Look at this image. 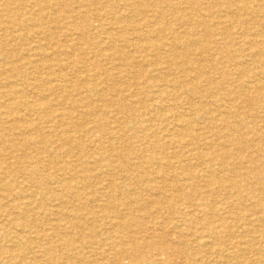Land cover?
<instances>
[{"label": "rangeland", "instance_id": "rangeland-1", "mask_svg": "<svg viewBox=\"0 0 264 264\" xmlns=\"http://www.w3.org/2000/svg\"><path fill=\"white\" fill-rule=\"evenodd\" d=\"M136 1L135 0H121V1L120 0H96V2H95V0H92V2H91V0H54L53 2L56 5L47 4V6L44 8L42 6L37 7L36 6V0H0V57L2 58V59L0 58V102H1L0 103V167H1L0 168V170H1L0 171V264H27V263L28 264H42L43 262L46 263V261L49 262V260H50V262L48 264H99V263L100 264H155V263L156 264L157 263H159V264H163V263L164 264H172V263L173 264H176V263L177 264H192V263L193 264H199V263L206 264V261H208L209 264H212V263L215 264V262L218 264H220V263L227 264L226 262L229 263L230 259H231V262L229 264H233V263H235V264L236 263L237 264H241V263L247 264L249 262H250V264H255V263L264 264V259H262V258H264V256L260 257L261 254L264 255V245H262V244H264V238H262V241L260 238V237H264V232H261V231H264V218L261 217L262 215H259L260 213L264 214V201H262V199H264V198H262V197H264V190H262V189H264V180H262L261 182L259 181L261 179H264V177H262V176H264V175H262V174H264V171H262V170H264V167H262V166H264V161H261V160H264V146H262V145H264V116H262V115H264V103H262V102H264V88H262V86H264V79H262V78H264V77L261 76V75H264V74H262V73H264V70H262V69L260 70V68H264V66H262V65H264V62H262V61H264V54H262V53H264V20H262V19H264V0H261V1L260 0H221V1L220 0H206V1L205 0H179V1L178 0H173V1L172 0H163V1L162 0H136ZM212 1H214V3ZM217 1H218V3H217ZM233 1H234V3H233ZM242 1H243V4H242ZM256 1L259 4H257ZM235 2H236V4H235ZM201 3H202V5H201ZM239 3H241V5H239ZM171 4L175 5V11L176 12H167L170 10L169 8H170ZM198 4H200V5H198ZM214 4H215V6H214ZM247 4L252 6V9H253V10H251L252 13L246 12L244 9H242V5H247ZM127 5H128V7H127ZM258 5H260V6H258ZM139 6H141V7H139ZM178 8H179V10H178ZM206 8H207V10H206ZM217 8H219V11ZM234 8L236 9V11H234L235 10ZM146 9H147L148 13L145 12ZM132 10H133V12H132ZM158 10L159 11L160 10L165 11V15H164L165 17H163L164 23L162 22L163 27L155 25V23H157V19H159V15H160L157 13ZM189 10L191 11V13ZM150 11H152V12H150ZM225 11H226V13H225ZM220 12H223V13H220ZM240 12H242L243 14H241ZM217 13H220L221 15L217 14ZM196 14H198V15H196ZM203 14H205V15L207 14V15L205 16ZM230 14L232 15V17L230 16ZM234 14H236V15H234ZM253 14H254V16H253ZM213 15L215 16V18ZM115 16H116V18H115ZM128 16L129 17L131 16V18L128 19L127 18ZM156 16H158V17H156ZM192 16H193V18H192ZM212 16H213V18H212ZM208 17H210V18H208ZM145 18H147V19H145ZM185 18H186V21L184 20ZM255 18H256V20H255ZM131 19H132V21H130ZM152 19L156 22L153 23L154 21H152ZM208 19H209L210 23H208L209 21L206 22ZM229 19L232 21H230ZM196 20H198V21H196ZM248 20H249V22L250 21L251 22L249 23ZM12 22H16L17 25L13 26ZM123 22H124V25H123ZM131 22H132V24H131ZM165 22H167V23H165ZM197 22H199L201 25H198ZM111 23H113V25ZM144 23H146V25L147 24H149V25L146 26ZM216 23L219 24L218 27H217ZM248 23H249V25H248ZM179 24H180V26H179ZM118 25H119V27H118ZM152 26L153 27L156 26L154 28L156 31H154V29L151 28ZM171 26L174 27L176 30L174 28H171ZM139 27H141L142 30H140L141 28H139ZM160 27H161V29H160ZM128 28H129V30H128ZM143 28L144 29L148 28V30L146 29L147 34L145 32L146 30L144 31ZM163 28H165V29H163ZM113 29H115V30H113ZM213 29H215V30H213ZM243 29L246 30V32ZM248 29H249V31H248ZM44 30L46 31V33L43 32ZM95 30L98 32H96ZM111 30H113V31H111ZM105 31H106V33H104ZM115 31H117V32L120 31L121 33L118 32L119 33L118 34ZM148 31L150 32V35H149ZM170 31H171V33H170ZM192 31H194V32L192 33ZM204 31H206L207 34L210 35V38L203 35ZM211 31H212V33H211ZM100 32H101V34H99ZM141 32H142L143 37L141 35ZM159 32H161V33H159ZM182 32H184V33H182ZM215 33H217L218 36ZM256 33L257 34L260 33L262 35L257 36ZM177 34H178V36H176ZM184 34H186V35H184ZM145 35H147V36H145ZM152 35H154L155 37L154 36L152 37ZM189 35H191V36H189ZM166 36H167V38H166ZM180 36L181 37L183 36V38H181ZM92 37H93V39H92ZM190 37L192 38L194 43L192 42ZM252 37H253V39H252ZM99 38L101 39L100 41H98ZM180 38H181V40H179ZM201 38L202 39L204 38V39L202 40ZM115 39L116 40L118 39V41H116ZM147 39L150 40L151 43ZM183 39H186V40L183 41ZM154 40H155V42H154ZM245 40L248 42L246 43ZM83 41L85 44L83 43ZM103 41H105V42H103ZM106 41L108 44H106ZM174 41H176V42H174ZM243 41H244V44H243ZM249 41H251V43ZM134 42H135V44H134ZM224 42H225V45L227 44L226 46H224ZM229 42H230V44H228ZM123 43L125 44V46ZM152 43L155 45H153ZM249 43H250V46H249ZM105 44H106V46H104ZM114 44H116V45L114 46ZM132 44H134V46ZM160 44H161V48H160ZM179 44H180V46H179ZM193 44H194V46H193ZM210 44H211V46L213 45V47H211ZM233 44L234 45L236 44V46H234ZM146 45L151 47V48L148 47L149 48L148 49ZM190 45H191V47H190ZM165 46H166V49H165ZM208 46H209V48H207ZM256 46H258V47H256ZM123 47H124V49H123ZM142 47L143 48L145 47V49L144 50L141 49ZM241 47H243V48H241ZM116 48H118L119 50ZM153 48L155 50H153ZM98 49H99L100 53L98 52ZM189 49H191L192 51ZM200 49H202V50H200ZM221 49L223 50V52ZM240 49H242V50L244 49V50L241 51ZM124 50H126V51L124 52ZM142 50H143V53L141 52ZM170 50H171V53H170ZM173 50H174V52H173ZM165 51H167V52H165ZM250 51L252 52V54ZM83 52H84V54H83ZM111 52H112V54H111ZM133 52H135V53H133ZM154 52L156 53V55ZM199 52L200 53L202 52V54H199ZM124 53H126V54L124 55ZM210 53H212V54L210 55ZM107 54H108V56H107ZM231 54L234 56H232ZM249 54L251 56H249ZM157 55H159V56H157ZM165 55H166V57H165ZM175 55H177L178 58H175V60H173ZM228 55H229V57H228ZM259 55H260V57H259ZM150 56H151V58H150ZM111 57H112V59H111ZM256 57H257V59H256ZM180 58L182 60L184 59L182 64H181L182 61ZM227 58H230V59H228V61H227ZM251 58H253V59L251 60ZM103 59H105V60H103ZM169 59H172V61H169ZM66 61L68 64L66 63ZM132 61H134V62H132ZM252 61H254V62H252ZM232 62H234V63H232ZM236 62L238 63L239 66L236 65L237 64ZM257 62H261V63L258 64ZM96 63H97V65H96ZM104 63H105V65H104ZM154 63H155V65H154ZM214 63H215V65H214ZM250 63H251V65H250ZM91 64H92V66H91ZM106 66H108V67H106ZM163 66H164V68H163ZM183 66H185V67H183ZM254 66H255V68H253ZM28 67H29V69H27ZM35 67H37V68H35ZM43 67H44V69H43ZM102 68H103V71H102ZM214 68L216 70H214ZM98 69H100L101 71H99ZM238 69H240V71ZM251 69H253V70L251 71ZM28 70H29V73H28ZM204 70H205V72H204ZM241 70L242 71L246 70V71L242 72ZM42 71H43V73H42ZM94 71H96V72H94ZM142 71H143V75H142ZM174 71H176V74ZM197 72H198V74H197ZM216 72L219 74L218 76L216 75ZM260 72H261V74H260ZM94 73H95V75H94ZM97 73H98V75H97ZM44 74H45V76H44ZM62 74H63L64 78L62 77ZM229 74H230V76H229ZM257 74H259V75H257ZM100 75H101L102 79L100 78ZM116 75H117V77H116ZM135 75H136V77H135ZM157 75H158V77H157ZM17 76H19V77H17ZM27 76H29V77H27ZM109 76H111V77H109ZM120 76H122V77H120ZM188 76H189V78H188ZM194 76H196V78ZM123 77H125V78H123ZM204 77H205V79H204ZM211 77L213 78V80ZM112 78H113V81H112ZM138 78H140V79H138ZM152 78L154 81L152 80ZM244 78H246V79H244ZM25 79H26V81H25ZM55 79H56V81H55ZM104 79H106V81ZM92 80L94 82H92ZM109 80H110V82H109ZM158 80H159V83H158ZM247 80H249V81H247ZM20 82H22V83H20ZM32 83H33V85H32ZM89 83L91 85H93V84L94 85L91 86ZM200 84H201V86H200ZM73 85H74V87H73ZM102 85L104 86V88ZM212 85H213V87H212ZM258 85H261V87ZM107 86H109L110 88H108ZM218 86H219V88H218ZM245 86H246V88H248V90L245 88ZM256 86H258L259 88ZM105 87H107V89H105ZM143 87L147 88V89H143ZM155 87L158 89V91L156 90V92L154 90ZM160 87H161V89H160ZM34 88H36V89H34ZM257 88H258V90H257ZM77 89L80 90V92ZM152 89L154 92L152 91ZM188 89H190V90H188ZM88 90H89V92H88ZM75 91H76V93H75ZM77 91L79 93H77ZM180 91H181V93L182 92L183 93L180 94ZM188 91H189V93H188ZM211 91H213L212 94H211ZM215 91L217 94H215ZM239 91H240V93H239ZM254 91L256 93H254ZM19 92H21V93H19ZM168 92H169V95L171 97L168 95ZM171 92L173 95L171 94ZM207 92L209 94V97H207L208 96ZM24 93H25V95H24ZM97 93L98 94L100 93V94L98 95ZM78 94H79V97L81 99L83 98L82 100L78 98ZM118 94H120V95H118ZM227 94H228V96H227ZM213 95H215L216 97ZM86 96H87V98H85ZM103 96H104L105 100L103 99ZM105 96L107 99L105 98ZM196 96H197V98H196ZM224 96H227V98H225ZM233 96H234V98H233ZM161 97H166V98H161ZM182 97L187 102H185ZM57 98H59L60 100L59 99L57 100ZM75 98H77L78 101ZM132 98H133V100H131ZM174 98H175V100H174ZM218 99H220V101ZM230 99H231V101H230ZM232 99L234 101H236L237 103H239L240 105H238ZM242 99H243V102H242ZM123 100H125V101H123ZM225 100L227 103L225 102ZM254 100H255V102H254ZM257 100H260V101L258 102ZM60 101H61V103H60ZM81 101H83V102H81ZM148 101H149V103L150 102L151 103L149 104ZM180 101H181V105L179 103ZM216 101L218 104L216 103ZM66 102H68V103H66ZM156 102H157V104L159 103V105H157ZM184 102L186 104H189L188 102H190V104L192 106L190 104L185 105ZM131 103L134 106H132ZM247 103H249V105L251 107L247 108L248 107ZM56 104H57V106H56ZM94 104H96V105H94ZM124 104H126V105H124ZM253 104H254V106H253ZM53 105H55L56 107ZM129 105H131V106L128 107ZM237 105H238V108H237ZM96 106L98 108L99 107L100 108L97 109ZM162 106L163 107L165 106V107L163 108ZM243 106H244V109H243ZM255 106H257V107H255ZM73 107H74V109H73ZM131 107H132V110H130ZM167 107H168V109H167ZM171 107H173V108H171ZM183 107L185 110L183 109ZM214 107H215L216 111H215ZM152 108H153V110H152ZM255 108H256V110H255ZM39 109L41 111H39ZM81 109H82V112H81ZM123 109H124L125 113H123ZM134 109H136V111ZM196 109H198L197 110L198 112L196 111ZM224 109L228 110L229 112L224 110ZM88 110H89V113H88ZM130 111L132 113H130ZM169 111H171V112H169ZM189 111L192 113L191 114L192 117L189 115V113H190ZM253 111H254V113H253ZM256 111L259 113H257ZM91 112L94 115H92ZM174 112L176 115L174 114ZM193 112H195V113L193 114ZM118 113H119V115H118ZM199 113H200V115H199ZM228 113L231 116L228 115ZM75 114H76V116H75ZM82 114H84V115L82 116ZM129 114L131 116H129ZM181 114H182V116L184 115L183 119L181 117ZM212 114H214V116ZM89 115H91V116H89ZM113 115L117 116L118 119H117V117H115ZM171 115L172 116L175 115L177 118H175L174 116L171 117ZM197 115L199 116V118ZM247 115H248V117H247ZM251 115L253 116V118ZM58 116L61 119L60 118L58 119ZM80 116H82V117H80ZM138 116H140V117H138ZM162 116H163V118H161ZM227 116H230V117L227 118ZM242 116H243V120H242ZM56 117L58 120L57 119L55 120ZM157 117H159V118H157ZM178 117H181V118L178 119ZM186 117H189V118H186ZM209 117H210V119H209ZM73 118H75V119H73ZM141 118H142V123H141ZM171 118L174 120V123H173ZM200 118H202L203 120L202 119L199 120ZM204 118H206V119H204ZM250 119H254V120H250ZM105 120H107V122ZM159 120H161V121H159ZM179 120L183 121V123L180 122ZM208 120H210V121H208ZM245 120H246L247 124H246ZM60 121H62V122H60ZM110 121H111V123H110ZM115 121L117 123H119L117 126H116L117 123ZM189 121L190 122L193 121V122L189 123ZM226 121L227 122L229 121L228 123L230 125L232 124L231 125L232 128H230L229 124L227 125ZM232 121H233V123H232ZM159 122L162 124L159 125ZM164 122L166 125L163 124ZM197 122L199 124H201V126L198 125ZM207 122H209V123H207ZM137 123H140V124H137ZM217 123H219V124H217ZM240 123L241 124L243 123L242 124L243 127L241 126ZM259 123L261 124L262 127L260 126ZM45 124H47V125H45ZM142 124H144L146 126V128L143 127ZM183 124H187L186 126H188V127L183 126ZM189 124H191L190 127H189ZM193 124H195V125H193ZM208 124H210V126ZM221 124H222V126H221ZM137 125H140V127ZM141 125H142V127H141ZM155 125H156V127H155ZM197 125L199 128L196 127ZM225 126H227V127H225ZM193 127L195 128L194 131H196L197 133H195L193 131V129H194ZM210 127H212L211 128L212 130L210 129ZM224 127H225L226 131H225ZM149 128H150V130H149ZM185 128L186 129L188 128L187 129L188 131L187 130L185 131ZM217 128H219L220 134H219V132H217V130H218ZM236 128H238V130L240 128L241 130L237 131ZM167 129H169V130H167ZM197 129H199V130H197ZM207 129H208V131H207ZM220 129L222 130V132ZM230 129L233 131V134L230 133V132H232ZM260 129H262L261 130L262 132L260 131ZM143 130L145 133L143 132ZM179 130L183 134H181ZM246 130H249L248 132H252L253 134L248 133ZM177 131H179V132H177ZM182 131H184V132H182ZM199 131H201V132H199ZM205 131H207V133H209V134H207ZM129 132L131 134H129ZM176 132L178 134H180V136ZM246 132H247V135H246ZM234 133H236V134H234ZM254 133H255V135H254ZM161 134H162V136H161ZM167 134H169V135H167ZM173 134H175V138L173 137L174 136ZM196 134H198V135H196ZM155 135H156V137H155ZM239 135H241V138ZM138 136H139V138H137ZM181 136L182 137L185 136V137L182 138ZM194 136L201 137V139L196 138ZM219 136H221V137H219ZM232 136L233 137L238 136V137L233 138ZM127 137H129L128 140H127ZM154 137L157 138L156 141H155ZM161 137H163V138H161ZM217 137H218V140H217ZM252 137H254V138H252ZM258 137H260V138H258ZM10 138H12V139H10ZM146 138H149V139H146ZM213 138L216 139V143H215V139H213ZM261 138H262V140H261ZM189 139H191V140H189ZM224 139L227 141V143ZM235 139L243 145H241L237 141H234ZM250 139H252V140H250ZM147 140L148 141L150 140V141L147 142ZM180 140L183 142H181ZM204 140H206V142ZM139 141H141V142H139ZM152 141H154V142H152ZM174 141H176L177 143ZM188 141L191 142L190 146H188L189 145ZM143 142H144V144H143ZM150 142H152V143H150ZM192 142H193L194 146L192 145ZM201 142H202V144H201ZM203 142H205V144ZM219 142H220V144L221 143L222 144L219 145L218 144ZM114 143H116V144H114ZM121 143H123V145H121ZM153 143L154 144L156 143L155 146ZM186 143H188V144H186ZM198 143H200V144H198ZM168 144H170V145L173 144V145H171L172 147L170 148V145H168ZM223 144H225V147ZM27 145H28V147H27ZM199 145L201 147H199ZM128 146L130 148H128ZM185 146L187 147V149ZM208 146H210V147L208 148ZM214 146H215V148H214ZM230 146H231V148H230ZM117 147H119V148H117ZM155 147L158 148L157 151L155 150L156 149ZM179 147L180 148L182 147V148L180 149ZM217 147H219L221 150H219V148H217ZM234 147H235V149H233ZM7 148H9V150ZM191 148L192 149L194 148L195 150L194 149L192 150ZM124 149H125V151H124ZM159 149H161L162 151ZM196 149H198V152ZM214 149L217 151L219 150V152H216ZM227 149H229V151ZM248 149H249V152L247 151ZM129 150L131 153L129 152ZM191 150H192V152L196 151V152H193L194 155H192L193 153L190 152ZM148 152H149V154H148ZM156 152H158V153H156ZM242 152H244V154L246 153L248 155H244ZM1 153H3V154H1ZM95 153H97V155ZM118 153H120V154H118ZM134 153L136 155H134ZM172 153H174V155H172L170 157L169 154H172ZM196 153L198 154L199 157L201 156L200 155L201 153H202V157L203 156H205V157L199 158L196 155ZM84 154H85V156H84ZM145 154L147 155V157ZM178 154H181L183 156H180ZM230 154H231V156H233L232 158H231ZM1 155H2V157H1ZM78 155H79V157H78ZM111 155H113L115 158ZM189 155H190V157H189ZM80 156H82V158H80ZM105 156H107L108 158H106ZM137 156H138V158H137ZM156 156L158 158H160L159 162H161V163H159V162L156 163L158 161V160H156V159H158ZM161 156L162 157L164 156L165 159L162 158ZM192 156H194V157L191 158ZM225 156L227 158H225ZM246 156H248V159H246ZM252 156H254V157H252ZM260 156H262V157H260ZM121 157H122V159H121ZM174 158L176 160H175V162L174 161L172 162L171 159L174 160ZM183 158L186 160V162ZM205 158L208 160H206ZM218 158H220V159H218ZM233 158H234V160H233ZM241 158L243 159V161ZM162 159H164L163 161H165V162H163ZM211 159H212V161H211ZM222 159H225V160H222ZM238 159H240V160H238ZM132 160H134V161H132ZM197 160H199V161H197ZM204 160L208 163L204 162ZM209 160H210V162H209ZM147 161L149 163H151L152 168H150V165ZM166 161L168 163L167 165H166ZM194 161H195V163H193ZM223 161H224V163H223ZM230 161L231 162L233 161L234 163L235 162L236 163L234 164L233 162L231 163ZM178 162H179V164H178ZM201 162H203V163L201 164ZM256 162H258V163H256ZM124 163H126V164H124ZM128 163H129L131 168L129 167ZM133 163H134V165H133ZM146 163L149 165V167ZM163 163L165 164L164 165L165 167L163 166L164 168H166V166L168 167V169L170 167L172 168V169L171 168L169 169L170 174H168L167 168L164 169L162 166L160 167V165H162ZM199 163L201 165H199ZM207 164L208 165L210 164L209 167H212V168H209L207 166ZM258 164L260 166H257ZM86 165H87V167H86ZM103 165H105V166H103ZM187 165H188V167H187ZM75 166L79 170H77V168ZM133 166H134V169H133ZM196 166H198V167H196ZM253 166L255 168H253ZM85 167H86V169H85ZM111 167H112V169H111ZM120 167H121V169H120ZM182 167L184 169L186 167L187 168H186V170L182 171L183 170ZM194 167H196V168L194 169ZM241 167H243V168H241ZM258 167H260V168H258ZM107 168L109 169V171ZM136 168H139V169L137 170ZM147 168L153 169V171L151 170V172H150V170ZM154 168H155V171H154ZM161 168H163V169H161ZM189 168H190V171L188 170ZM230 168L232 170H230ZM239 168H240V170H239ZM32 169H34V170H32ZM103 169H104V171H103ZM146 169L148 172L146 171ZM176 169H178V170H176ZM218 169L220 171H223L222 174H220L221 172ZM222 169H224V170L226 169V170L224 171ZM241 169L242 170L245 169V171L244 170L242 171ZM246 169L249 172H246L247 171ZM118 170L119 171L121 170L120 172H122V170H123V172L120 173ZM252 170H255V171H252ZM80 171H82V172H80ZM198 171H199V173H198ZM259 171H261V172L259 173ZM37 172H39V173H37ZM105 172L107 175L105 174ZM132 172H133V175H132ZM144 172L146 173L145 176L143 174ZM188 172H190V173H188ZM192 172H195V173H192ZM204 172H205V174H204ZM33 173H35V174H33ZM98 173L99 174L101 173V175H99ZM112 173H114V176ZM148 173L150 175H148ZM212 173H213V175H212ZM216 173L219 175H217ZM239 173L242 174V176ZM251 173L254 175H251ZM110 174H112V175H110ZM184 174H186V176ZM189 174L190 175L193 174V175L189 176ZM229 174L230 175L234 174V175L232 177V175L230 176ZM243 174H245L246 178L243 176ZM260 174H261V176H260ZM79 175H81V176H79ZM92 175H93V177H92ZM115 175L117 177L116 180H115ZM135 175H137V176H135ZM173 175H175V176H173ZM182 175H183V177H182ZM215 175H216V177H214ZM65 176L67 178L68 177L69 178L67 179ZM199 176L201 177L202 180L199 178ZM204 176H205V178H203ZM217 176L222 181L215 179V178H217ZM219 176H221V177H219ZM247 176H249V177L247 178ZM251 176H252V178H251ZM254 176L256 177V180H258V181L252 180V179H254ZM11 177H12V179H11ZM73 177H75V178H73ZM91 177L93 179H91ZM113 177H114V179H113ZM126 177L128 180L129 179L130 180L128 181L126 179ZM188 177H191L192 182L195 180H196V182L190 183L191 179H189ZM227 177L229 179L233 178L232 179L233 181L232 180L229 181V179ZM120 178H121V180H120ZM51 179H53V180H51ZM109 179H111V181H109ZM140 179H141V183H140ZM158 179L160 181L156 182V181H158ZM161 179H163L165 181L170 180V182H168V181L166 182V184L168 186L165 184V182H162L163 180H161ZM171 179H172L173 183L171 182ZM176 179H178V180L175 181ZM5 180H6L7 184H6ZM34 180H35V182H34ZM91 180H92V182H91ZM203 180L204 181L206 180V181L204 182ZM225 180H228L227 182H228V184L229 183L230 184L228 185ZM142 181H144V182H142ZM187 181H188V183H186ZM201 181L204 182L205 184L210 181V183H213V184H209V183L207 185H205L203 183L200 184ZM239 181H240V183H239ZM36 182H37V184H36ZM39 182H41V183H39ZM78 182H79V184H78ZM95 182H97V183H95ZM146 182H148V183H146ZM153 182H155V183H153ZM181 182H182V184H181ZM243 182L247 183V185H249L248 187L250 189L247 187V185L245 183L243 184ZM24 183H25V185L27 184L26 187L23 186ZM34 183H35V185H34ZM108 183H109V186H108ZM119 183L120 184L123 183V184L120 185ZM161 183H162V185H161ZM217 183L220 185V188L218 187L219 185ZM81 184H83V185H81ZM91 184L94 186H92ZM185 184H186V186L188 185L189 187H186ZM238 184H239V186H238ZM119 185H120V187L121 186L122 187L118 188ZM157 185L159 188H160V186H162L161 187L162 190H161V188L157 189L158 188ZM172 185H174V187H175L173 191H172V189H173ZM250 185L252 187H250ZM169 186H172V188ZM179 186L180 187L182 186L183 188H180ZM192 186L193 187L195 186L196 189L193 188ZM204 186H207V187L203 188ZM213 186L216 189H214ZM228 186H229V188H230V186L231 187L233 186L234 189L229 190ZM245 186L248 188L249 191H251V190L253 191L254 195L257 196V199L259 201L256 200V196H254L252 192H248L244 188ZM7 187L9 188V190L7 189ZM99 187L100 188L102 187V188L100 189ZM129 187H130V189H129ZM131 187L134 188L135 190L138 189V191L135 192V190H134L133 191L134 194H133ZM201 187H202V189H201ZM225 187H227V188L224 189ZM81 188L83 190H81ZM94 188H95V190H94ZM122 188L125 190H122ZM155 188L157 190H161L162 192L155 190ZM190 188L195 189L196 192H194L193 189L190 190ZM198 188H200L201 190ZM212 188L214 189V191L212 190ZM237 188H238V190H237ZM243 188H244V192H242ZM30 189H32V190H30ZM113 189H114V192H113ZM118 189L120 190V192ZM176 189L177 190L179 189V192H178L179 194H177ZM186 189H187V191H186ZM127 190H128L129 194L127 193ZM140 190H141V193L139 192ZM199 190H200V192H199ZM207 190H209V192ZM224 190H226V192H224ZM90 191L92 193H90ZM96 191L98 192V194ZM153 191H155V192H153ZM183 191H184V193H183ZM191 191H193V192H191ZM197 191H198V193H197ZM239 191H240V193H239ZM256 191H257V193H256ZM50 192H52V194ZM104 192H106V195L109 192L110 194H108V195H110V197L109 196L107 197L104 194ZM121 192L123 194L124 193L125 194L123 195ZM150 192H152V193H150ZM166 192H168V193H166ZM171 192H173L175 195L173 193H172L173 194L172 195ZM231 192H233L234 195ZM143 193H146L145 196ZM163 193H164V197H163ZM200 193H202V194H200ZM237 193H239L240 198H239ZM244 193H246V195ZM191 194H193L195 197L192 195L193 198H190V197H192V196H189ZM203 194H204V196H203ZM206 194L208 195V197ZM212 194L216 195V197L213 196ZM42 195H43V197H41ZM117 195H118V198L120 197L119 199H117V197H116ZM140 195H142V196H140ZM156 195H158V197ZM165 195H167L168 199L166 198ZM176 195H179V196H176ZM180 195H182L181 198H180ZM221 195H222V199L220 198ZM247 195H248V197H247ZM252 195L254 196V200H253L254 202L250 200V199H252ZM20 196H22V197H20ZM125 196L131 197V198H127V197L125 198ZM159 196L161 198H159ZM184 196H185V198H184ZM200 196H201V199H200ZM234 196H236L237 199ZM111 197L113 199H111ZM172 197L174 198L173 200H172ZM175 197H177V198H175ZM204 197L208 198V199L210 198V199L205 200ZM223 197L225 198L226 202L224 201ZM25 198L28 199L29 201L26 200ZM96 198H98V199H96ZM152 198L155 202L152 200ZM183 198L185 201L188 200L189 205L186 202L187 203V206H186ZM238 198H239V200H238ZM241 198L243 199V201L245 200L246 202H248L250 204V206L248 203H245V201L244 202L241 201L242 200ZM17 199H19V200H17ZM37 199H38V201H37ZM181 199H182V201H180ZM199 199L201 200V202L199 201ZM247 199H249L250 201H248ZM124 200H125V202H124ZM146 200L148 202L150 201L149 202L150 204L147 203ZM190 200H191V202H189ZM194 200H197L196 203H194L195 202ZM234 200H236V202H234ZM23 201L24 202L26 201V202L24 203ZM55 201H57L59 203H57V202L55 203ZM68 201H70V202H68ZM93 201L96 204H94ZM171 201H172V205H171ZM174 201H176V202L178 201V202L176 203ZM205 201H206V203H205ZM257 201H258V203H257ZM111 202H113V203H111ZM134 202L136 203V206H135ZM153 202H154V204H152ZM160 202L161 203L164 202L166 206L164 204H161ZM231 202L235 203L234 205L237 204L238 206L232 205ZM252 202L256 206L254 204H252ZM26 203L28 205H26ZM119 203L121 204V206L119 205ZM192 203L194 205H192ZM203 203H204V205H202ZM158 204H160V205L158 206ZM198 204L200 206V209L202 208V211L199 209ZM228 204H230V205H228ZM97 205L99 206V208ZM124 205L126 207H124ZM140 205L142 206L143 210H145L147 213L144 211H141L142 208ZM145 205H146V207H143ZM173 205H175V206H173ZM226 205H227V210L225 209ZM242 205H244V207L247 206L246 207L247 210H246V208L242 207ZM116 206H117V208H116ZM193 206L198 207L197 209L196 208L193 209L194 212H192ZM222 206L224 207L225 211L223 210ZM230 206H232V207H230ZM109 207H111V208H109ZM159 207H161L162 211L165 208V210L163 212L166 213L167 215L164 214L159 209ZM181 207H183V208L189 207V209L191 207L190 210H192V211H190L189 209H186V208L182 209ZM229 207H230V209H228ZM241 207L243 208V210ZM124 208H126V210ZM144 208H146V209H144ZM166 208H168L167 211H166ZM249 208H251V209L253 208L254 212L253 211L250 212L251 209L248 211ZM257 208L259 209L260 213L258 212ZM107 209H109L108 210L109 214L107 212ZM174 209H175V211L177 210L176 211L177 213H175ZM77 210L80 212H78ZM136 210L141 211V213L143 212L142 213L143 215L141 213H139V211L137 213ZM178 210H180V211H178ZM184 210H186L187 212ZM196 210H198L199 214L197 213ZM133 211H135V212H133ZM195 211H196V213H195ZM226 211H228L232 214H230ZM236 211H238V213ZM245 211L247 214L245 213ZM255 211H257V212H255ZM120 212H122V213H120ZM130 212H132V214H134V215H132ZM160 212L162 213V215ZM169 212H171L170 215H168ZM178 212H183L184 216L186 218L184 216L180 215L179 217H182V218H180L181 219L180 220L179 217L177 216V215H179ZM191 212L194 215H192ZM223 212L227 213L226 216H224ZM129 213L132 216H130ZM144 213H146L145 215L148 218L146 216L144 217ZM151 213L154 215V218H153V215ZM183 213H180V214H183ZM241 213H243V214H241ZM250 213L253 215H250ZM110 214H112V215H110ZM115 214H118V215H115ZM128 214H129V216L127 217ZM148 214H149V216H148ZM195 214L196 215L198 214V215L196 216ZM233 214L235 215V217H232ZM240 214L243 217L239 216ZM245 214L247 216H245ZM101 215H103V216H101ZM105 215H108V216L105 217ZM120 215H121V217H120ZM227 215H230V217ZM81 216L84 217V219ZM142 216H143V218H142ZM195 216H196V219H195ZM201 216L203 219L201 218ZM252 216H254V217H252ZM93 217H94V219L92 220ZM244 217L246 218V220L249 219L247 221H250V222L248 223ZM255 217L258 220H256ZM38 218H39V220H38ZM105 218H107V219H105ZM155 218H157V219H155ZM217 218H219V219H217ZM235 218H238L239 221L236 220ZM142 219H144V221H142ZM147 219H148V221H146ZM153 219H155V220H153ZM171 219H172V221H171ZM204 219H207V220H204ZM209 219H211L212 222H210ZM241 219L242 220L244 219V221H246V222L242 221ZM23 220H25V222ZM152 220H153V222H152ZM164 220H166L167 222ZM178 220H180V221H178ZM186 220H187V222H186ZM203 220L206 222H204ZM222 220L225 222V225L223 224L224 222ZM226 220H227V222H226ZM232 220L234 221L233 224L231 222ZM254 220L256 222H254ZM35 221H37V222L35 223ZM94 221H95V223H94ZM122 221H124V222H122ZM150 221H151V223H150ZM197 221L198 222L200 221V222L198 223ZM207 221L210 223H208ZM235 221L238 225L235 224ZM86 222H89V223H86ZM118 222L120 224L122 223L123 225L120 226ZM176 222H178V223H176ZM179 222H181V223H179ZM213 222H215L214 226L212 224ZM251 222L253 225L250 224ZM116 223H117V225H119L120 228L116 225ZM125 223H126V225H125ZM163 223L165 226L163 225ZM200 223H202L201 225L203 227L198 226V225H200ZM113 224H115V225H113ZM152 224H154V225H152ZM155 224H156V226H155ZM167 224H169L170 226L169 225L167 226ZM177 224H179L178 226H180V225L181 226L178 227ZM243 224H245L244 225L245 228H244ZM9 225H11V227H9ZM18 225H20V226H18ZM204 225H205V227H204ZM216 225L218 228L220 227L221 229L219 228V230H218ZM223 225H224L225 229L223 228ZM247 225H249V226H247ZM254 225H256V226H254ZM104 226H106L105 229H104ZM107 226L111 227V229H114V232H112V230H108L110 228H107ZM113 226H115V227L113 228ZM130 226H131V228H130ZM132 226H133V228H132ZM145 226H147V228H145ZM174 226L175 227L177 226L176 230H175ZM234 226L238 229V232H236L237 229ZM239 226H241V227L243 226L242 229ZM252 226L253 227L259 226L260 229L258 227L253 228ZM73 227H74V229H73ZM193 227H195V228H193ZM199 227H201L202 229L204 228V229L202 230ZM246 227L249 229L253 228V230H251L252 233L249 232L250 230L246 229ZM250 227H252V228H250ZM57 228H59V229H57ZM125 228H127V229H125ZM184 228H185V230L188 229V232L184 231V233H183L182 230ZM189 228H191V230H193V232H191V230ZM211 228H213V229H211ZM215 228H217V229H215ZM124 229H125V231H124ZM159 229H160V231H159ZM165 229H166V231L169 229L168 232L165 233ZM195 229L197 231L200 230V232L199 233L196 232ZM256 229L257 230L259 229L262 234H260L259 230L256 232ZM58 230H60V231H58ZM105 230H107L108 232ZM156 230H158L159 233ZM189 230L191 233L194 234V235L192 234V237L190 236L191 233L189 232ZM169 231H171L170 234H169ZM201 231H203V232H201ZM219 231H220V234H219ZM227 231H228V233H227ZM234 232H236L238 234H236ZM253 232H254V234H253ZM62 233H63V235H62ZM112 233L114 236L112 235ZM188 233H189V235H188ZM239 233H240V236H239ZM64 234H65V236H64ZM182 234H183V236L184 235L185 236L182 237ZM207 234H209L210 236ZM211 234H214L213 238H212ZM234 234H236V235H234ZM250 234H251V236H250ZM110 235L112 237V238H110L111 241L109 239ZM136 235H138V236H136ZM149 235H151V236H149ZM218 235H222V236H218ZM224 235L225 236L227 235V237H225ZM228 235L229 236L232 235L230 237V239L228 238L229 237ZM241 235H243V236L241 237ZM259 235H260V237H259ZM116 236H117V239H116ZM193 237L194 238L200 237L202 239L198 238L197 239L198 243H197V242H195L196 239H194ZM207 237H209V238H207ZM214 237L216 239H214ZM236 237H238V238L241 237V240H244L245 243L247 241V243L244 244L242 241H240V239H237ZM243 237H245V238L242 239ZM251 237L252 238L254 237V238L252 239ZM257 237H259V238L256 239ZM18 238H20V239H18ZM190 238H191V240H193V239L195 240V241L194 240L192 241V244H195L196 246L191 244ZM203 238H205V239H203ZM211 238H212V240H211ZM224 238H226V239H224ZM112 239H114V241H112ZM154 239H156V241ZM175 239H176V241H175ZM182 239L185 241L184 243H183ZM219 239L220 240L224 239V240L220 241ZM233 239L236 240V243L238 244L239 247L236 245V243H235V241H233ZM14 240H15V242H14ZM157 240H159V241H157ZM214 240H215V242H212ZM216 240H217V242H216ZM133 241H134V243H132ZM186 241H188L189 243ZM200 241H202V242H200ZM206 241H209L208 243H210V244L207 245L208 243ZM224 241H225V243H224V245H222V243ZM249 241L250 242L252 241V242L250 243ZM258 241H260V242H258ZM114 242H117V243H114ZM129 242H131V243H129ZM175 242L177 245H175ZM226 242L232 247L230 248V246ZM161 243H162V245H161ZM181 243L183 245H181ZM204 243L206 244L207 248H206ZM212 243H214V244L212 245ZM16 244H18V246ZM128 244H130V245H128ZM131 244L133 246H131ZM216 244H220V248H219V245H216ZM233 244H235L237 247ZM247 244H249V245H247ZM254 244L256 246L252 247ZM259 244H261V245H259ZM175 246H177V249L175 248ZM178 246L180 248H178ZM183 246H185L187 249ZM209 246H211V247L209 248ZM243 246H245V248H247V247L249 248V250L247 249L248 250L247 253H246L247 250L245 248H243ZM2 247H3V249H2ZM168 247H169V250H168ZM188 247L190 248V250ZM198 247H199V249H198ZM258 247H259V249H258ZM7 248H9V249H7ZM130 248H131V250H130ZM160 248H162L163 250ZM164 248H165V250H164ZM181 248L182 249L184 248L185 250H182ZM221 248H222V250H221ZM256 248L258 249V251ZM1 249L3 251H1ZM38 249H39V251H38ZM175 249L178 251H175ZM238 249H239V251H238ZM244 249H245V251L243 253ZM224 250L226 252L228 251V253H224L225 252ZM255 250H256V252L254 253ZM193 251L194 252L196 251L197 254H196V252L194 253ZM235 251H237V252H235ZM40 252H42V254ZM198 252L199 253L201 252L202 254L200 253V255H199ZM260 252H261V254H260ZM183 253H185V255ZM207 253L210 255V258H209V255ZM237 253H239V254H237ZM251 253H253V255H251ZM100 254H102V255H100ZM119 254H121V255H119ZM189 254H191V256H193V255L194 256L191 257ZM203 254H205V256H203ZM225 254L227 257H225ZM255 254H258V256L261 259H259V257L257 255H256L257 256L256 257ZM21 255H23L24 257ZM154 255L155 256L158 255V256H156L157 258ZM215 255H216V257H215ZM222 255L224 256V258ZM230 255H232V256H230ZM241 255L243 256V258L240 257ZM200 256H201V258H200ZM220 256H221L222 260H221ZM247 256H248L249 261L247 260ZM252 256H254V257H252ZM207 257H208V259H206ZM202 258H203V261H205V262H202ZM204 258H205V260H204ZM228 258H230V259H228ZM255 258L258 260H256ZM101 259H102V261H101ZM189 259L191 261L193 260L194 262L193 261L191 262ZM211 259H212V262H211ZM223 259L224 260L227 259L225 263H224ZM243 259H246V260H244V262H243ZM2 260H4V261H2ZM161 260H162V262H161ZM260 260H262V261H260ZM232 261H233V263H232ZM239 261L240 262L242 261V262L240 263ZM256 261H259V262H256ZM129 262H131V263H129Z\"/></svg>", "mask_w": 264, "mask_h": 264}, {"label": "bare ground", "instance_id": "bare-ground-1", "mask_svg": "<svg viewBox=\"0 0 264 264\" xmlns=\"http://www.w3.org/2000/svg\"><path fill=\"white\" fill-rule=\"evenodd\" d=\"M53 1H54V0H36V6H37V7L42 6V7L45 8V7L47 6V4H49V5H50V4L56 5V4H54ZM120 1H121V0H120ZM135 1H136V0H135ZM162 1H163V0H162ZM172 1H173V0H172ZM178 1H179V0H178ZM205 1H206V0H205ZM220 1H221V0H220ZM260 1H261V0H260ZM89 2H90V1H89ZM91 2H92V0H91ZM95 2H96V0H95ZM102 2H103V1H102ZM116 2H117V1H116ZM125 2H126V1H125ZM136 2H137V1H136ZM170 2H171V1H170ZM203 2H204V1H203ZM207 2H208V1H207ZM212 2L214 3V1H212ZM212 2H211V3H212ZM224 2H225V1H224ZM246 2H247V1H246ZM256 2H257V1H256ZM104 3H105V2H104ZM118 3H119V2H118ZM148 3H149V2H148ZM176 3H177V2H176ZM217 3H218V1H217ZM233 3H234V1H233ZM237 3H238V2H237ZM253 3H254V2H253ZM111 4H112V3H111ZM125 4H126V3H125ZM152 4H153V3H152ZM180 4H181V3H180ZM183 4H184V3H183ZM206 4H207V3H206ZM225 4H226V3H225ZM235 4H236V2H235ZM242 4H243V1H242ZM250 4H251V3H250ZM255 4H256V3H255ZM255 4H254V5H255ZM257 4H259V3L257 2ZM28 5H29V4H28ZM102 5H103V4H102ZM135 5H136V4H135ZM154 5H155V4H154ZM194 5H195V4H194ZM198 5H200V4H198ZM201 5H202V3H201ZM221 5H222V4H221ZM226 5H227V4H226ZM239 5H241V3H239ZM214 6H215V4H214ZM219 6H220V5H219ZM256 6H257V5H256ZM258 6H260V5H258ZM42 7H41V8H42ZM127 7H128V5H127ZM139 7H141V6H139ZM168 7H169V6H168ZM177 7H178V6H177ZM177 7H176V8H177ZM198 7H199V6H198ZM205 7H206V6H205ZM235 7H236V6H235ZM238 7H239V6H238ZM187 8H188V7H187ZM187 8H186V9H187ZM196 8H197V7H196ZM222 8H223V7H222ZM227 8H228V7H227ZM227 8H226V9H227ZM240 8H241V7H240ZM123 9H124V8H123ZM142 9H143V8H142ZM158 9H159V8H158ZM169 9H170V10L167 11V12H176V11H175V5H174V4H171ZM186 9H185V10H186ZM194 9H195V8H194ZM215 9H216V8H215ZM217 9H218V11H219V8H217ZM223 9H224V8H223ZM234 9H235V8H234ZM234 9H233V10H234ZM237 9H238V8H237ZM242 9H244L246 12H249V13L251 12V10H253V9H252V6H251V5H248V4H247V5H242ZM176 10H177V9H176ZM178 10H179V8H178ZM206 10H207V8H206ZM224 10H225V9H224ZM126 11H127V10H126ZM135 11H136V10H135ZM138 11H139V10H138ZM141 11H142V10H141ZM189 11H190V10H189ZM215 11H216V10H215ZM215 11H214V12H215ZM218 11H217V12H218ZM226 11H227V10H226ZM226 11H225V13H226ZM234 11H236V9H235ZM240 11H241V10H240ZM112 12H113V11H112ZM132 12H133V10H132ZM143 12H144V11H143ZM145 12H147V9H146ZM150 12H152V11H150ZM242 12H243V11H242ZM242 12H240V13L243 14ZM246 12H245V13H246ZM102 13H103V12H102ZM128 13H129V12H128ZM137 13H138V12H137ZM147 13H148V12H147ZM157 13L160 14V15H159V19H157V23H155L156 21H154L153 19H152V21H154L153 23H155V25H158V26H162V27H163V23H164V21H163V17H165V16H164V15H165V11H163V10H160V11H159V10H158ZM180 13H181V12H180ZM188 13H189V12H188ZM190 13H191V11H190ZM209 13H210V12H209ZM220 13H223V12H220ZM220 13H217V14H220ZM251 13H252V12H251ZM100 14H101V13H100ZM158 14H157V15H158ZM168 14H169V13H168ZM168 14H167V15H168ZM170 14H171V13H170ZM178 14H179V13H178ZM210 14H211V13H210ZM217 14H216V15H217ZM231 14H232V13H231ZM231 14H230V16L232 17ZM125 15H126V14H125ZM147 15H148V14H147ZM147 15H146V16H147ZM155 15H156V14H155ZM185 15H186V14H185ZM187 15H188V14H187ZM196 15H198V14H196ZM196 15H195V16H196ZM203 15H205V14H203ZM206 15H207V14H206ZM206 15H205V16H206ZM220 15H221V14H220ZM234 15H236V14H234ZM234 15H233V16H234ZM244 15H245V14H244ZM250 15H251V14H250ZM75 16H76V15H75ZM79 16H80V15H79ZM126 16H127V15H126ZM168 16H169V15H168ZM183 16H184V15H183ZM195 16H194V17H195ZM213 16H214V15H213ZM213 16H212V18H213ZM226 16H227V15H226ZM253 16H254V14H253ZM123 17H124V16H123ZM148 17H149V16H148ZM156 17H158V16H156ZM173 17H174V16H173ZM177 17H178V16H177ZM184 17H185V16H184ZM197 17H198V16H197ZM199 17H200V16H199ZM203 17H204V16H203ZM210 17H211V16H210ZM210 17H208V18H210ZM216 17H217V16H216ZM251 17H252V16H251ZM38 18H39V17H38ZM110 18H111V17H110ZM115 18H116V16H115ZM127 18L130 19L131 16H130V17L128 16ZM150 18H151V17H150ZM167 18H168V17H167ZM178 18H179V17H178ZM192 18H193V16H192ZM206 18H207V17H206ZM214 18H215V16H214ZM220 18H221V17H220ZM225 18H226V17H225ZM228 18H229V17H228ZM253 18H254V17H253ZM91 19H92V18H91ZM106 19H107V18H106ZM121 19H122V18H121ZM124 19H125V18H124ZM137 19H138V18H137ZM145 19H147V18H145ZM145 19H144V20H145ZM197 19H198V18H197ZM233 19H234V18H233ZM103 20H104V19H103ZM109 20H110V19H109ZM165 20H166V19H165ZM184 20L186 21V18H185ZM191 20H192V19H191ZM193 20H194V19H193ZM229 20H230V19H229ZM234 20H235V19H234ZM255 20H256V18H255ZM262 20H264V19H262ZM4 21H5V20H4ZM6 21H7V20H6ZM48 21H49V20H48ZM48 21H47V22H48ZM69 21H70V20H69ZM114 21H115V20H114ZM126 21H127V20H126ZM130 21H132V19H131ZM130 21H129V22H130ZM134 21H135V20H134ZM138 21H139V20H138ZM145 21H146V20H145ZM152 21H151V22H152ZM196 21H198V20H196ZM196 21H195V22H196ZM208 21H209V19H208L206 22H208ZM230 21H232V20H230ZM246 21H247V20H246ZM70 22H71V21H70ZM129 22H128V23H129ZM162 22H163V23H162ZM168 22H169V21H168ZM183 22H184V21H183ZM195 22H194V23H195ZM248 22H249V20H248ZM250 22H251V21H250ZM250 22H249V23H250ZM133 23H134V22H133ZM147 23H148V22H147ZM149 23H150V22H149ZM153 23H152V24H153ZM165 23H167V22H165ZM181 23H182V22H181ZM187 23H188V22H187ZM192 23H193V22H192ZM197 23H198V25H201L199 22H197ZM208 23H210V21H209ZM246 23H247V22H246ZM249 23H248V25H249ZM12 24H13V26H16V25H17L16 22H12ZM106 24H107V23H106ZM111 24L113 25V23H111ZM121 24H122V23H121ZM125 24H126V23H125ZM131 24H132V22H131ZM144 24L146 25V23H144ZM170 24H171V23H170ZM216 24H217V23H216ZM231 24H232V23H231ZM233 24H234V23H233ZM88 25H89V24H88ZM123 25H124V22H123ZM123 25H122V26H123ZM136 25H137V24H136ZM147 25H149V24H147ZM147 25H146V26H147ZM164 25H165V24H164ZM177 25H178V24H177ZM192 25H193V24H192ZM196 25H197V24H196ZM196 25H195V26H196ZM218 25H219V24H217V27H218ZM224 25H225V24H224ZM229 25H230V24H229ZM252 25H253V24H252ZM110 26H111V25H110ZM110 26H109V27H110ZM114 26H115V25H114ZM150 26H151V25H150ZM158 26H157V27H158ZM165 26H166V25H165ZM165 26H164V27H165ZM175 26H176V25H175ZM179 26H180V24H179ZM183 26H184V25H183ZM193 26H194V25H193ZM227 26H228V25H227ZM250 26H251V25H250ZM253 26H254V25H253ZM255 26H256V25H255ZM78 27H79V26H78ZM80 27H81V26H80ZM82 27H83V26H82ZM118 27H119V25H118ZM126 27H127V26H126ZM155 27H156V26H154V27L152 26L151 28L154 29ZM198 27H199V26H198ZM238 27H239V26H238ZM238 27H237V28H238ZM247 27H248V26H247ZM251 27H252V26H251ZM105 28H106V27H105ZM123 28H124V27H123ZM139 28H141V27H139ZM144 28H145V27H144ZM144 28H143V29H144ZM149 28H150V27H149ZM165 28H166V27H165ZM165 28H163V29H165ZM171 28H174V27L171 26ZM183 28H184V27H183ZM220 28H221V27H220ZM220 28H219V29H220ZM256 28H257V27H256ZM82 29H83V28H82ZM89 29H90V28H89ZM120 29H121V28H120ZM133 29H134V28H133ZM146 29L148 30V28H146ZM146 29H144V31H145ZM160 29H161V27H160ZM163 29H162V30H163ZM174 29H175V28H174ZM185 29H186V28H185ZM185 29H184V30H185ZM227 29H228V28H227ZM232 29H233V28H232ZM90 30H91V29H90ZM113 30H115V29H113ZM113 30H111V31H113ZM125 30H126V29H125ZM128 30H129V28H128ZM140 30H142V28H141ZM147 30L145 31L146 34H147ZM150 30H151V29H150ZM158 30H159V29H158ZM175 30H176V29H175ZM213 30H215V29H213ZM225 30H226V29H225ZM240 30H241V29H240ZM243 30H244V29H243ZM82 31H83V30H82ZM95 31H96V30H95ZM103 31H104V30H103ZM103 31H102V32H103ZM133 31H134V30H133ZM152 31H153V30H152ZM154 31H156V30L154 29ZM160 31H161V30H160ZM182 31H183V30H182ZM221 31H222V30H221ZM233 31H234V30H233ZM244 31L246 32V30H244ZM248 31H249V29H248ZM252 31H253V30H252ZM252 31H251V32H252ZM43 32L46 33L45 30H44ZM86 32H87V31H86ZM96 32H98V31H96ZM96 32H95V33H96ZM115 32H117V31H115ZM118 32L121 33L120 31H118ZM118 32H117V33H118ZM125 32H126V31H125ZM127 32H128V31H127ZM148 32H149V31H148ZM162 32H163V31H162ZM193 32H194V31H192V33H193ZM242 32H243V31H242ZM242 32H241V33H242ZM104 33H106V31H105ZM119 33H118V34H119ZM130 33H131V32H130ZM154 33H155V32H154ZM159 33H161V32H159ZM170 33H171V31H170ZM178 33H179V32H178ZM180 33H181V32H180ZM182 33H184V32H182ZM211 33H212V31H211ZM219 33H220V32H219ZM223 33H224V32H223ZM241 33H240V34H241ZM47 34H48V33H47ZM72 34H73V33H72ZM85 34H86V33H85ZM96 34H97V33H96ZM99 34H101V32H100ZM108 34H109V33H108ZM114 34H115V33H114ZM128 34H129V33H128ZM155 34H156V33H155ZM167 34H168V33H167ZM186 34H187V33H186ZM186 34H184V35H186ZM194 34H195V33H194ZM215 34H217V33H215ZM234 34H235V33H234ZM240 34H239V35H240ZM252 34H253V33H252ZM28 35H29V34H28ZM75 35H76V34H75ZM102 35H103V34H102ZM104 35H105V34H104ZM115 35H116V34H115ZM141 35H142V32H141ZM149 35H150V32H149ZM179 35H180V34H179ZM203 35H205V36H207V37L210 38V35L207 34L206 31H204V34H203ZM232 35H233V34H232ZM237 35H238V34H237ZM244 35H245V34H244ZM244 35H243V36H244ZM254 35H255V34H254ZM256 35H257V36H261L262 34H260V33L257 34V33H256ZM18 36H19V35H18ZM18 36H17V37H18ZM21 36H22V35H21ZM96 36H97V35H96ZM105 36H106V35H105ZM109 36H110V35H109ZM145 36H147V35H145ZM153 36H154V35H152V37H153ZM163 36H164V35H163ZM169 36H170V35H169ZM176 36H178V34H177ZM189 36H191V35H189ZM217 36H218V34H217ZM250 36H251V35H250ZM100 37H101V36H100ZM118 37H119V36H118ZM128 37H129V36H128ZM136 37H137V36H136ZM142 37H143V35H142ZM154 37H155V36H154ZM180 37H181V36H180ZM200 37H201V36H200ZM202 37H203V36H202ZM222 37H223V36H222ZM241 37H242V36H241ZM255 37H256V36H255ZM255 37H254V38H255ZM20 38H21V37H20ZM27 38H28V37H27ZM76 38H77V37H76ZM88 38H89V37H88ZM88 38H87V39H88ZM94 38H95V37H94ZM109 38H110V37H109ZM140 38H141V37H140ZM140 38H139V39H140ZM144 38H145V37H144ZM148 38H149V37H148ZM159 38H160V37H159ZM166 38H167V36H166ZM181 38H183V36H182ZM181 38H180L179 40H181ZM185 38H186V37H185ZM190 38H191V37H190ZM223 38H224V37H223ZM223 38H222V39H223ZM225 38H226V37H225ZM238 38H239V37H238ZM245 38H246V37H245ZM257 38H258V37H257ZM257 38H256V39H257ZM92 39H93V37H92ZM92 39H91V40H92ZM107 39H108V38H107ZM107 39H106V40H107ZM152 39H153V38H152ZM157 39H158V38H157ZM161 39H162V38H161ZM177 39H178V38H177ZM201 39H202V38H201ZM203 39H204V38H203ZM203 39H202V40H203ZM216 39H217V38H216ZM249 39H250V38H249ZM249 39H248V40H249ZM252 39H253V37H252ZM88 40H89V39H88ZM100 40H101V39L99 38L98 41H100ZM103 40H104V39H103ZM115 40H116V39H115ZM123 40H124V39H123ZM144 40H145V39H144ZM147 40H148V39H147ZM158 40H159V39H158ZM163 40H164V39H163ZM167 40H168V39H167ZM184 40H186V39H183V41H184ZM191 40H192V38H191ZM191 40H190V41H191ZM196 40H197V39H196ZM205 40H206V39H205ZM211 40H212V39H211ZM234 40H235V39H234ZM239 40H240V39H239ZM250 40H251V39H250ZM116 41H118V39H117ZM130 41H131V40H130ZM137 41H138V40H137ZM148 41L151 43L150 40H148ZM208 41H209V40H208ZM223 41H224V40H223ZM227 41H228V40H227ZM245 41H246V40H245ZM103 42H105V41H103ZM128 42H129V41H128ZM154 42H155V40H154ZM156 42H157V41H156ZM171 42H172V41H171ZM174 42H176V41H174ZM174 42H173V43H174ZM186 42H187V41H186ZM186 42H185V43H186ZM192 42H193V40H192ZM247 42H248V41H246V43H247ZM249 42L251 43V41H249ZM253 42H254V41H253ZM256 42H257V41H256ZM83 43H84V41H83ZM97 43H98V42H97ZM100 43H101V42H100ZM121 43H122V42H121ZM130 43H131V42H130ZM141 43H142V42H141ZM150 43H149V44H150ZM190 43H191V42H190ZM193 43H194V42H193ZM220 43H221V42H220ZM234 43H235V42H234ZM239 43H240V42H239ZM239 43H238V44H239ZM250 43H249V46H250ZM84 44H85V43H84ZM106 44H108L107 41H106ZM106 44H105L104 46H106ZM110 44H111V43H110ZM118 44H119V43H118ZM123 44H124V43H123ZM128 44H129V43H128ZM134 44H135V42H134ZM134 44H132V45L134 46ZM139 44H140V43H139ZM142 44H143V43H142ZM152 44H153V43H152ZM168 44H169V43H168ZM191 44H192V43H191ZM201 44H202V43H201ZM228 44H230V42H229ZM243 44H244V41H243ZM12 45H13V44H12ZM115 45H116V44H114V46H115ZM153 45H155V44H153ZM195 45H196V44H195ZM226 45H227V44H226ZM226 45H225V42H224V46H226ZM233 45H234V44H233ZM241 45H242V44H241ZM245 45H246V44H245ZM254 45H255V44H254ZM260 45H261V44H260ZM107 46H108V45H107ZM124 46H125V44H124ZM129 46H130V45H129ZM141 46H142V45H141ZM146 46H147V45H146ZM179 46H180V44H179ZM179 46H178V47H179ZM181 46H182V45H181ZM193 46H194V44H193ZM199 46H200V45H199ZM202 46H203V45H202ZM210 46H211V44H210ZM224 46H223V47H224ZM234 46H236V44H235ZM111 47H112V46H111ZM131 47H132V46H131ZM148 47H149V46H147V48H148ZM153 47H154V46H153ZM168 47H169V46H168ZM171 47H172V46H171ZM190 47H191V45H190ZM196 47H197V46H196ZM211 47H213V45H212ZM230 47H231V46H230ZM244 47H245V46H244ZM256 47H258V46H256ZM104 48H105V47H104ZM125 48H126V47H125ZM149 48H151V47H149ZM149 48H148V49H149ZM158 48H159V47H158ZM160 48H161V44H160ZM169 48H170V47H169ZM176 48H177V47H176ZM186 48H187V47H186ZM207 48H209V46H208ZM225 48H226V47H225ZM236 48H237V47H236ZM241 48H243V47H241ZM247 48H248V47H247ZM6 49H7V48H6ZM6 49H5V50H6ZM29 49H30V48H29ZM90 49H91V48H90ZM116 49H118V48H116ZM123 49H124V47H123ZM136 49H137V48H136ZM141 49L144 50L145 47H144V48L142 47ZM165 49H166V46H165ZM178 49H179V48H178ZM227 49H228V48H227ZM231 49H232V48H231ZM238 49H239V48H238ZM238 49H237V50H238ZM244 49H245V48H244ZM244 49H243V50H244ZM108 50H109V49H108ZM118 50H119V49H118ZM129 50H130V49H129ZM138 50H139V49H138ZM138 50H137V51H138ZM143 50L141 51L142 53H143ZM153 50H155V49L153 48ZM160 50H161V49H160ZM184 50H185V49H184ZM189 50H191V49H189ZM200 50H202V49H200ZM200 50H199V51H200ZM208 50H209V49H208ZM212 50H213V49H212ZM221 50H222V49H221ZM232 50H233V49H232ZM240 50L243 51L242 49H240ZM245 50H246V49H245ZM251 50H252V49H251ZM43 51H44V50H43ZM86 51H87V50H86ZM116 51H117V50H116ZM125 51H126V50H124V52H125ZM150 51H151V50H150ZM176 51H177V50H176ZM191 51H192V50H191ZM196 51H197V50H196ZM252 51H253V50H252ZM256 51H257V50H256ZM94 52H95V51H94ZM98 52H99V49H98ZM112 52H113V51H112ZM112 52H111V54H112ZM114 52H115V51H114ZM117 52H118V51H117ZM131 52H132V51H131ZM144 52H145V51H144ZM165 52H167V51H165ZM173 52H174V50H173ZM173 52H172V53H173ZM184 52H185V51H184ZM222 52H223V50H222ZM228 52H229V51H228ZM237 52H238V51H237ZM250 52H251V51H250ZM259 52H260V51H259ZM66 53H67V52H66ZM79 53H80V52H79ZM87 53H88V52H87ZM95 53H96V52H95ZM99 53H100V52H99ZM101 53H102V52H101ZM115 53H116V52H115ZM133 53H135V52H133ZM154 53H155V52H154ZM159 53H160V52H159ZM170 53H171V50H170ZM180 53H181V52H180ZM195 53H196V52H195ZM240 53H241V52H240ZM36 54H37V53H36ZM80 54H81V53H80ZM80 54H79V55H80ZM83 54H84V52H83ZM96 54H97V53H96ZM125 54H126V53H124V55H125ZM189 54H190V53H189ZM199 54H202V52H201V53L199 52ZM211 54H212V53H210V55H211ZM247 54H248V53H247ZM251 54H252V52H251ZM262 54H264V53H262ZM87 55H88V54H87ZM100 55H101V54H100ZM105 55H106V54H105ZM109 55H110V54H109ZM155 55H156V53H155ZM159 55H160V54H159ZM159 55H157V56H159ZM182 55H183V54H182ZM231 55H232V54H231ZM7 56H8V55H7ZM7 56H6V57H7ZM95 56H96V55H95ZM101 56H102V55H101ZM107 56H108V54H107ZM116 56H117V55H116ZM118 56H119V55H118ZM136 56H137V55H136ZM153 56H154V55H153ZM167 56H168V55H167ZM185 56H186V55H185ZM212 56H213V55H212ZM232 56H234V55H232ZM232 56H231V57H232ZM249 56H251V55L249 54ZM155 57H156V56H155ZM162 57H163V56H162ZM162 57H161V58H162ZM165 57H166V55H165ZM173 57H174V56H173ZM190 57H191V56H190ZM223 57H224V56H223ZM225 57H226V56H225ZM228 57H229V55H228ZM247 57H248V56H247ZM259 57H260V55H259ZM0 58H1V57H0ZM109 58H110V57H109ZM140 58H141V57H140ZM145 58H146V57H145ZM147 58H148V57H147ZM150 58H151V56H150ZM156 58H157V57H156ZM167 58H168V57H167ZM167 58H166V59H167ZM171 58H172V57H171ZM175 58H178V56L175 55V57H174L173 60H175ZM219 58H220V57H219ZM242 58H243V57H242ZM1 59H2V58H1ZM111 59H112V57H111ZM117 59H118V58H117ZM152 59H153V58H152ZM162 59H163V58H162ZM162 59H161V60H162ZM180 59H181V58H180ZM220 59H221V58H220ZM228 59H230V58H227V61H228ZM231 59H232V58H231ZM234 59H235V58H234ZM244 59H245V58H244ZM249 59H250V58H249ZM252 59H253V58H251V60H252ZM256 59H257V57H256ZM99 60H100V59H99ZM103 60H105V59H103ZM132 60H133V59H132ZM135 60H136V59H135ZM144 60H145V59H144ZM149 60H150V59H149ZM183 60H184V59H183ZM183 60L181 59V61H182L181 64L183 63ZM232 60H233V59H232ZM241 60H242V59H241ZM34 61H35V60H34ZM96 61H97V60H96ZM106 61H107V60H106ZM157 61H158V60H157ZM159 61H160V60H159ZM169 61H172V59H169ZM206 61H207V60H206ZM206 61H205V62H206ZM220 61H221V60H220ZM224 61H225V60H224ZM243 61H244V60H243ZM255 61H256V60H255ZM132 62H134V61H132ZM144 62H145V61H144ZM148 62H149V61H148ZM153 62H154V61H153ZM155 62H156V61H155ZM162 62H163V61H162ZM162 62H161V63H162ZM185 62H186V61H185ZM197 62H198V61H197ZM207 62H208V61H207ZM207 62H206V63H207ZM252 62H254V61H252ZM262 62H264V61H262ZM47 63H48V62H47ZM66 63H67V61H66ZM75 63H76V62H75ZM93 63H94V62H93ZM106 63H107V62H106ZM114 63H115V62H114ZM135 63H136V62H135ZM176 63H177V62H176ZM199 63H200V62H199ZM217 63H218V62H217ZM217 63H216V64H217ZM219 63H220V62H219ZM232 63H234V62H232ZM236 63H237V62H236ZM241 63H242V62H241ZM246 63H247V62H246ZM255 63H256V62H255ZM257 63L259 64V63H261V62H257ZM62 64H63V63H62ZM67 64H68V63H67ZM79 64H80V63H79ZM94 64H95V63H94ZM107 64H108V63H107ZM107 64H106V65H107ZM109 64H110V63H109ZM115 64H116V63H115ZM125 64H126V63H125ZM137 64H138V63H137ZM143 64H144V63H143ZM172 64H173V63H172ZM184 64H185V63H184ZM207 64H208V63H207ZM33 65H34V64H33ZM96 65H97V63H96ZM104 65H105V63H104ZM123 65H124V64H123ZM130 65H131V64H130ZM141 65H142V64H141ZM154 65H155V63H154ZM154 65H153V66H154ZM195 65H196V64H195ZM205 65H206V64H205ZM214 65H215V63H214ZM214 65H213V66H214ZM217 65H218V64H217ZM228 65H229V64H228ZM233 65H234V64H233ZM236 65L239 66L238 63H237ZM242 65H243V64H242ZM250 65H251V63H250ZM254 65H255V64H254ZM260 65H261V64H260ZM39 66H40V65H39ZM91 66H92V64H91ZM94 66H95V65H94ZM94 66H93V67H94ZM110 66H111V65H110ZM112 66H113V65H112ZM142 66H143V65H142ZM189 66H190V65H189ZM243 66H244V65H243ZM262 66H264V65H262ZM25 67H26V66H25ZM37 67H38V66H37ZM37 67H35V68H37ZM97 67H98V66H97ZM99 67H100V66H99ZM106 67H108V66H106ZM139 67H140V66H139ZM178 67H179V66H178ZM183 67H185V66H183ZM200 67H201V66H200ZM208 67H209V66H208ZM208 67H207V68H208ZM217 67H218V66H217ZM219 67H220V66H219ZM222 67H223V66H222ZM246 67H247V66H246ZM258 67H259V66H258ZM119 68H120V67H119ZM157 68H158V67H157ZM163 68H164V66H163ZM163 68H162V69H163ZM189 68H190V67H189ZM238 68H239V67H238ZM244 68H245V67H244ZM253 68H255V66H254ZM259 68H260V67H259ZM27 69H29V67H28ZM27 69H26V70H27ZM43 69H44V67H43ZM162 69H161V70H162ZM166 69H167V68H166ZM190 69H191V68H190ZM210 69H211V68H210ZM220 69H221V68H220ZM236 69H237V68H236ZM261 69L264 70V68H260V70H261ZM38 70H39V69H38ZM38 70H37V71H38ZM46 70H47V69H46ZM98 70L101 71L100 69H98ZM106 70H107V69H106ZM114 70H115V69H114ZM182 70H183V69H182ZM185 70H186V69H185ZM195 70H196V69H195ZM195 70H194V71H195ZM202 70H203V69H202ZM214 70H216V69L214 68ZM218 70H219V69H218ZM231 70H232V69H231ZM233 70H234V69H233ZM238 70L240 71V69H238ZM252 70H253V69H251V71H252ZM15 71H16V70H15ZM43 71H44V70H43ZM43 71H42V73H43ZM102 71H103V68H102ZM158 71H159V70H158ZM183 71H184V70H183ZM192 71H193V70H192ZM210 71H211V70H210ZM227 71H228V70H227ZM227 71H226V72H227ZM236 71H237V70H236ZM241 71H242V70H241ZM244 71H246V70H243L242 72H244ZM56 72H57V71H56ZM94 72H96V71H94ZM174 72H175V74H176V71H174ZM180 72H181V71H180ZM204 72H205V70H204ZM257 72H258V71H257ZM257 72H256V73H257ZM28 73H29V70H28ZM106 73H107V72H106ZM178 73H179V72H178ZM195 73H196V72H195ZM210 73H211V72H210ZM229 73H230V72H229ZM251 73H252V72H251ZM121 74H122V73H121ZM123 74H124V73H123ZM169 74H170V73H169ZM191 74H192V73H191ZM197 74H198V72H197ZM197 74H196V75H197ZM211 74H212V73H211ZM227 74H228V73H227ZM246 74H247V73H246ZM260 74H261V72H260ZM262 74H264V73H262ZM25 75H26V74H25ZM28 75H29V74H28ZM42 75H43V74H42ZM78 75H79V74H78ZM92 75H93V74H92ZM94 75H95V73H94ZM97 75H98V73H97ZM103 75H104V74H103ZM109 75H110V74H109ZM142 75H143V71H142ZM155 75H156V74H155ZM162 75H163V74H162ZM165 75H166V74H165ZM200 75H201V74H200ZM205 75H206V74H205ZM205 75H204V76H205ZM212 75H213V74H212ZM216 75L218 76L219 74L216 72ZM243 75H244V74H243ZM257 75H259V74H257ZM31 76H32V75H31ZM34 76H35V75H34ZM37 76H38V75H37ZM44 76H45V74H44ZM112 76H113V75H112ZM122 76H123V75H122ZM122 76H120V77H122ZM140 76H141V75H140ZM192 76H193V75H192ZM192 76H191V77H192ZM214 76H215V75H214ZM229 76H230V74H229ZM235 76H236V75H235ZM261 76L264 77V75H261ZM17 77H19V76H17ZM27 77H29V76H27ZM62 77H63V74H62ZM91 77H92V76H91ZM103 77H104V76H103ZM105 77H106V76H105ZM109 77H111V76H109ZM116 77H117V75H116ZM125 77H126V76H125ZM125 77H123V78H125ZM135 77H136V75H135ZM144 77H145V76H144ZM155 77H156V76H155ZM157 77H158V75H157ZM157 77H156V78H157ZM160 77H161V76H160ZM165 77H166V76H165ZM194 77L196 78V76H194ZM194 77H193V78H194ZM244 77H245V76H244ZM253 77H254V76H253ZM63 78H64V77H63ZM65 78H66V77H65ZM81 78H82V77H81ZM85 78H86V77H85ZM100 78H101V75H100ZM113 78H114V77H113ZM113 78H112V81H113ZM140 78H141V77H140ZM140 78H138V79H140ZM162 78H163V77H162ZM188 78H189V76H188ZM211 78H212V77H211ZM223 78H224V77H223ZM43 79H44V78H43ZM101 79H102V78H101ZM117 79H118V78H117ZM121 79H122V78H121ZM163 79H164V78H163ZM204 79H205V77H204ZM209 79H210V78H209ZM221 79H222V78H221ZM244 79H246V78H244ZM249 79H250V78H249ZM262 79H264V78H262ZM3 80H4V79H3ZM29 80H30V79H29ZM47 80H48V79H47ZM93 80H94V79H93ZM93 80H92V82H94ZM104 80L106 81V79H104ZM152 80H153V78H152ZM170 80H171V79H170ZM170 80H169V81H170ZM206 80H207V79H206ZM212 80H213V78H212ZM215 80H216V79H215ZM230 80H231V79H230ZM251 80H252V79H251ZM19 81H20V80H19ZM25 81H26V79H25ZM41 81H42V80H41ZM44 81H45V80H44ZM55 81H56V79H55ZM57 81H58V80H57ZM118 81H119V80H118ZM120 81H121V80H120ZM141 81H142V80H141ZM153 81H154V80H153ZM160 81H161V80H160ZM203 81H204V80H203ZM242 81H243V80H242ZM247 81H249V80H247ZM256 81H257V80H256ZM11 82H12V81H11ZM45 82H46V81H45ZM95 82H96V81H95ZM109 82H110V80H109ZM156 82H157V81H156ZM178 82H179V81H178ZM188 82H189V81H188ZM200 82H201V81H200ZM207 82H208V81H207ZM234 82H235V81H234ZM14 83H15V82H14ZM20 83H22V82H20ZM42 83H43V82H42ZM90 83H91V82H90ZM90 83H89V84H90ZM152 83H153V82H152ZM154 83H155V82H154ZM158 83H159V80H158ZM162 83H163V82H162ZM168 83H169V82H168ZM179 83H180V82H179ZM205 83H206V82H205ZM210 83H211V82H210ZM247 83H248V82H247ZM95 84H96V83H95ZM108 84H109V83H108ZM141 84H142V83H141ZM155 84H156V83H155ZM160 84H161V83H160ZM181 84H182V83H181ZM249 84H250V83H249ZM251 84H252V83H251ZM27 85H28V84H27ZM32 85H33V83H32ZM46 85H47V84H46ZM90 85H91V84H90ZM93 85H94V84H93ZM93 85H91V86H93ZM150 85H151V84H150ZM150 85H149V86H150ZM207 85H208V84H207ZM232 85H233V84H232ZM243 85H244V84H243ZM253 85H254V84H253ZM102 86H103V85H102ZM152 86H153V85H152ZM161 86H162V85H161ZM181 86H182V85H181ZM200 86H201V84H200ZM236 86H237V85H236ZM258 86L261 87V85H258ZM258 86H256V87H258ZM29 87H30V86H29ZM56 87H57V86H56ZM73 87H74V85H73ZM95 87H96V86H95ZM107 87L110 88L109 86H107ZM107 87H105V89H107ZM158 87H159V86H158ZM168 87H169V86H168ZM212 87H213V85H212ZM254 87H255V86H254ZM58 88H59V87H58ZM93 88H94V87H93ZM103 88H104V86H103ZM155 88H156V87H155ZM155 88H154L155 92H156V90L158 91V89H157V88L155 89ZM173 88H174V87H173ZM207 88H208V87H207ZM214 88H215V87H214ZM218 88H219V86H218ZM245 88H246V86H245ZM258 88H259V87H258ZM258 88H257V90H258ZM262 88H264V86H262ZM34 89H36V88H34ZM79 89H80V88H79ZM89 89H90V88H89ZM95 89H96V88H95ZM143 89H147V88H144V87H143ZM160 89H161V87H160ZM162 89H163V88H162ZM175 89H176V88H175ZM197 89H198V88H197ZM240 89H241V88H240ZM246 89L248 90V88H246ZM42 90H43V89H42ZM61 90H62V89H61ZM77 90H78V89H77ZM92 90H93V89H92ZM103 90H104V89H103ZM148 90H149V89H148ZM163 90H164V89H163ZM188 90H190V89H188ZM226 90H227V89H226ZM253 90H254V89H253ZM253 90H252V91H253ZM22 91H23V90H22ZM78 91L80 92V90H78ZM78 91H77V93H79ZM112 91H113V90H112ZM130 91H131V90H130ZM141 91H142V90H141ZM146 91H147V90H146ZM152 91H153V89H152ZM177 91H178V90H177ZM182 91H183V90H182ZM195 91H196V90H195ZM232 91H233V90H232ZM42 92H43V91H42ZM88 92H89V90H88ZM94 92H95V91H94ZM153 92H154V91H153ZM185 92H186V91H185ZM209 92H210V91H209ZM226 92H227V91H226ZM234 92H235V91H234ZM241 92H242V91H241ZM246 92H247V91H246ZM260 92H261V91H260ZM19 93H21V92H19ZM58 93H59V92H58ZM75 93H76V91H75ZM83 93H84V92H83ZM103 93H104V92H103ZM143 93H144V92H143ZM157 93H158V92H157ZM166 93H167V92H166ZM182 93H183V92H182ZM182 93H181V91H180V94H182ZM188 93H189V91H188ZM196 93H197V92H196ZM212 93H213V91H211V94H212ZM228 93H229V92H228ZM239 93H240V91H239ZM254 93H256V92L254 91ZM81 94H82V93H81ZM84 94H85V93H84ZM97 94H98V93H97ZM99 94H100V93H99ZM99 94H98V95H99ZM136 94H137V93H136ZM171 94H172V92H171ZM207 94H208V92H207ZM215 94H217L216 91H215ZM221 94H222V93H221ZM257 94H258V93H257ZM24 95H25V93H24ZM37 95H38V94H37ZM42 95H43V94H42ZM118 95H120V94H118ZM163 95H164V94H163ZM168 95H169V92H168ZM172 95H173V94H172ZM189 95H190V94H189ZM199 95H200V94H199ZM204 95H205V94H204ZM237 95H238V94H237ZM261 95H262V94H261ZM80 96H81V95H80ZM123 96H124V95H123ZM130 96H131V95H130ZM135 96H136V95H135ZM159 96H160V95H159ZM169 96H170V95H169ZM176 96H177V95H176ZM213 96H215V95H213ZM227 96H228V94H227ZM227 96H224V97L227 98ZM36 97H37V96H36ZM64 97H65V96H64ZM76 97H77V96H76ZM96 97H97V96H96ZM136 97H137V96H136ZM138 97H139V96H138ZM170 97H171V96H170ZM174 97H175V96H174ZM184 97H185V96H184ZM207 97H209V94H208ZM210 97H211V96H210ZM215 97H216V96H215ZM241 97H242V96H241ZM78 98L81 99V98L79 97V94H78ZM85 98H87V96H86ZM99 98H100V97H99ZM105 98H106V96H105ZM117 98H118V97H117ZM119 98H120V97H119ZM151 98H152V97H151ZM161 98H166V97H161ZM180 98H181V97H180ZM182 98H183V97H182ZM196 98H197V96H196ZM213 98H214V97H213ZM231 98H232V97H231ZM233 98H234V96H233ZM248 98H249V97H248ZM58 99H59V98H57V100H58ZM75 99L77 100V98H75ZM82 99H83V98H82ZM82 99H81V100H82ZM103 99H104V96H103ZM106 99H107V98H106ZM108 99H109V98H108ZM152 99H153V98H152ZM183 99H184V98H183ZM186 99H187V98H186ZM203 99H204V98H203ZM209 99H210V98H209ZM214 99H215V98H214ZM222 99H223V98H222ZM249 99H250V98H249ZM59 100H60V99H59ZM93 100H94V99H93ZM100 100H101V99H100ZM104 100H105V99H104ZM120 100H121V99H120ZM131 100H133V98H132ZM164 100H165V99H164ZM170 100H171V99H170ZM170 100H169V101H170ZM174 100H175V98H174ZM174 100H173V101H174ZM200 100H201V99H200ZM212 100H213V99H212ZM218 100L220 101V99H218ZM232 100H233V99H232ZM235 100H236V99H235ZM244 100H245V99H244ZM251 100H252V99H251ZM77 101H78V100H77ZM77 101H76V102H77ZM83 101H84V100H83ZM83 101H81V102H83ZM87 101H88V100H87ZM107 101H108V100H107ZM107 101H106V102H107ZM123 101H125V100H123ZM126 101H127V100H126ZM135 101H136V100H135ZM149 101H150V100H149ZM149 101H148V103H149ZM171 101H172V100H171ZM184 101H185V99H184ZM188 101H189V100H188ZM192 101H193V100H192ZM213 101H214V100H213ZM230 101H231V99H230ZM233 101H234V100H233ZM246 101H247V100H246ZM257 101L259 102L260 100H257ZM93 102H94V101H93ZM102 102H103V101H102ZM104 102H105V101H104ZM141 102H142V101H141ZM152 102H153V101H152ZM162 102H163V101H162ZM185 102H187V101H185ZM185 102H184V103H185ZM204 102H205V101H204ZM225 102H226V100H225ZM228 102H229V101H228ZM234 102H236V101H234ZM238 102H239V101H238ZM242 102H243V99H242ZM249 102H250V101H249ZM254 102H255V100H254ZM0 103H1V102H0ZM21 103H22V102H21ZM36 103H37V102H36ZM36 103H35V104H36ZM60 103H61V101H60ZM66 103H68V102H66ZM69 103H70V102H69ZM84 103H85V102H84ZM84 103H83V104H84ZM90 103H91V102H90ZM90 103H89V104H90ZM96 103H97V102H96ZM108 103H109V102H108ZM118 103H119V102H118ZM123 103H124V102H123ZM132 103H133V102H132ZM132 103H131V105H132ZM150 103H151V102H150ZM150 103H149V104H150ZM177 103H178V102H177ZM179 103H180V105H181V101H180ZM179 103H178V104H179ZM188 103L190 104V102H188ZM216 103H217V101H216ZM219 103H220V102H219ZM226 103H227V102H226ZM232 103H233V102H232ZM236 103H237V102H236ZM244 103H245V102H244ZM262 103H264V102H262ZM22 104H23V103H22ZM31 104H32V103H31ZM99 104H100V103H99ZM156 104H157V102H156ZM170 104H171V103H170ZM189 104H186V103H185V105H189ZM199 104H200V103H199ZM205 104H206V103H205ZM217 104H218V103H217ZM234 104H235V103H234ZM237 104L240 105L239 103H237ZM62 105H63V104H62ZM94 105H96V104H94ZM124 105H126V104H124ZM127 105H128V104H127ZM131 105H129L128 107H130ZM157 105H159V103H158ZM167 105H168V104H167ZM167 105H166V106H167ZM190 105H191V104H190ZM215 105H216V104H215ZM219 105H220V104H219ZM226 105H227V104H226ZM238 105H237V108H238ZM247 105H248L247 108L251 107V106L249 105V103H247ZM257 105H258V104H257ZM31 106H32V105H31ZM53 106H55V105H53ZM56 106H57V104H56ZM56 106H55V107H56ZM74 106H75V105H74ZM84 106H85V105H84ZM84 106H83V107H84ZM99 106H100V105H99ZM132 106H134V105H132ZM137 106H138V105H137ZM145 106H146V105H145ZM148 106H149V105H148ZM150 106H151V105H150ZM160 106H161V105H160ZM171 106H172V105H171ZM174 106H175V105H174ZM174 106H173V107H174ZM191 106H192V105H191ZM208 106H209V105H208ZM230 106H231V105H230ZM253 106H254V104H253ZM51 107H52V106H51ZM96 107H97V106H96ZM101 107H102V106H101ZM122 107H123V106H122ZM135 107H136V106H135ZM140 107H141V106H140ZM162 107H163V106H162ZM164 107H165V106H164ZM164 107H163V108H164ZM173 107H171V108H173ZM194 107H195V106H194ZM255 107H257V106H255ZM70 108H71V107H70ZM75 108H76V107H75ZM79 108H80V107H79ZM87 108H88V107H87ZM90 108H91V107H90ZM99 108H100V107H99ZM99 108L97 107V109H99ZM103 108H104V107H103ZM105 108H106V107H105ZM138 108H139V107H138ZM143 108H144V107H143ZM154 108H155V107H154ZM218 108H219V107H218ZM226 108H227V107H226ZM229 108H230V107H229ZM50 109H51V108H50ZM73 109H74V107H73ZM84 109H85V108H84ZM84 109H83V110H84ZM141 109H142V108H141ZM144 109H145V108H144ZM167 109H168V107H167ZM183 109H184V107H183ZM214 109H215V107H214ZM227 109H228V108H227ZM243 109H244V106H243ZM71 110H72V109H71ZM130 110H132V107H131ZM134 110L136 111V109H134ZM152 110H153V108H152ZM152 110H151V111H152ZM179 110H180V109H179ZM179 110H178V111H179ZM181 110H182V109H181ZM184 110H185V109H184ZM184 110H183V111H184ZM194 110H195V109H194ZM197 110H198V109H196V111H197ZM201 110H202V109H201ZM205 110H206V109H205ZM207 110H208V109H207ZM210 110H211V109H210ZM212 110H213V109H212ZM224 110H226V109H224ZM255 110H256V108H255ZM261 110H262V109H261ZM261 110H260V111H261ZM39 111H41V110L39 109ZM73 111H74V110H73ZM85 111H86V110H85ZM135 111H134V112H135ZM167 111H168V110H167ZM215 111H216V109H215ZM226 111H228V110H226ZM226 111H225V112H226ZM258 111H259V110H258ZM37 112H38V111H37ZM47 112H48V111H47ZM66 112H67V111H66ZM81 112H82V109H81ZM153 112H154V111H153ZM155 112H156V111H155ZM165 112H166V111H165ZM169 112H171V111H169ZM179 112H180V111H179ZM189 112H190V111H189ZM197 112H198V111H197ZM201 112H202V111H201ZM228 112H229V111H228ZM256 112H257V111H256ZM84 113H85V112H84ZM88 113H89V110H88ZM93 113H94V112H93ZM102 113H103V112H102ZM123 113H125V112H124V109H123ZM130 113H132V112L130 111ZM145 113H146V112H145ZM145 113H144V114H145ZM156 113H157V112H156ZM183 113H184V112H183ZM187 113H188V112H187ZM194 113H195V112H193V114H194ZM206 113H207V112H206ZM216 113H217V112H216ZM216 113H215V114H216ZM240 113H241V112H240ZM253 113H254V111H253ZM257 113H259V112H257ZM261 113H262V112H261ZM16 114H17V113H16ZM80 114H81V113H80ZM86 114H87V113H86ZM91 114H92V112H91ZM142 114H143V113H142ZM154 114H155V113H154ZM174 114H175V112H174ZM191 114H192V113L190 112L189 115L191 116ZM57 115H58V114H57ZM65 115H66V114H65ZM83 115H84V114H82V116H83ZM92 115H94V114H92ZM95 115H96V114H95ZM118 115H119V113H118ZM120 115H121V114H120ZM125 115H126V114H125ZM138 115H139V114H138ZM156 115H157V114H156ZM175 115H176V114H175ZM175 115H173V116H174L175 118H177ZM177 115H178V114H177ZM199 115H200V113H199ZM212 115L214 116V114H212ZM220 115H221V114H220ZM228 115H230V114L228 113ZM236 115H237V114H236ZM248 115H249V114H248ZM248 115H247V117H248ZM40 116H41V115H40ZM72 116H73V115H72ZM75 116H76V114H75ZM82 116H80V117H82ZM89 116H91V115H89ZM113 116H115V115H113ZM129 116H131V115L129 114ZM140 116H141V115H140ZM140 116H138V117H140ZM145 116H146V115H145ZM157 116H158V115H157ZM159 116H160V115H159ZM173 116L171 115V117H173ZM178 116H179V115H178ZM183 116H184V115H183ZM183 116H182V114H181L182 119H183ZM197 116H198V115H197ZM230 116H231V115H230ZM230 116H227V118L230 117ZM251 116H252V115H251ZM256 116H257V115H256ZM262 116H264V115H262ZM53 117H54V116H53ZM115 117H117V116H115ZM181 117H178V119L181 118ZM191 117H192V116H191ZM195 117H196V116H195ZM225 117H226V116H225ZM254 117H255V116H254ZM59 118H60V117L58 116V119H59ZM64 118H65V117H64ZM64 118H63V119H64ZM87 118H88V117H87ZM125 118H126V117H125ZM150 118H151V117H150ZM157 118H159V117H157ZM161 118H163V116H162ZM169 118H170V117H169ZM186 118H189V117H186ZM198 118H199V116H198ZM231 118H232V117H231ZM233 118H234V117H233ZM252 118H253V116H252ZM53 119H54V118H53ZM56 119H57V117L55 118V120H56ZM58 119H57V120H58ZM60 119H61V118H60ZM65 119H66V118H65ZM73 119H75V118H73ZM117 119H118V117H117ZM139 119H140V118H139ZM171 119H172V118H171ZM171 119H170V120H171ZM184 119H185V118H184ZM201 119H202V118H200L199 120H201ZM204 119H206V118H204ZM209 119H210V117H209ZM212 119H213V118H212ZM214 119H215V118H214ZM247 119H248V118H247ZM6 120H7V119H6ZM41 120H42V119H41ZM100 120H101V119H100ZM148 120H149V119H148ZM152 120H153V119H152ZM157 120H158V119H157ZM175 120H176V119H175ZM202 120H203V119H202ZM216 120H217V119H216ZM220 120H221V119H220ZM224 120H225V119H224ZM229 120H230V119H229ZM242 120H243V116H242ZM250 120H254V119H250ZM21 121H22V120H21ZM42 121H43V120H42ZM73 121H74V120H73ZM77 121H78V120H77ZM105 121L107 122V120H105ZM159 121H161V120H159ZM168 121H169V120H168ZM172 121H173V123H174V120H173V119H172ZM172 121H171V122H172ZM179 121L183 123V121H181V120H179ZM179 121H178V122H179ZM208 121H210V120H208ZM211 121H212V120H211ZM217 121H218V120H217ZM239 121H240V120H239ZM257 121H258V120H257ZM60 122H62V121H60ZM115 122H116V121H115ZM119 122H120V121H119ZM135 122H136V121H135ZM157 122H158V121H157ZM157 122H156V123H157ZM162 122H163V121H162ZM171 122H170V123H171ZM191 122H193V121H191ZM191 122L189 121V123H191ZM198 122H199V121H198ZM198 122H197V123H198ZM215 122H216V121H215ZM220 122H221V121H220ZM226 122H227V121H226ZM228 122H229V121H228ZM228 122H227V125L229 124ZM242 122H243V121H242ZM245 122H246V120H245ZM248 122H249V121H248ZM250 122H251V121H250ZM110 123H111V121H110ZM110 123H109V124H110ZM116 123H117V122H116ZM120 123H121V122H120ZM141 123H142V118H141ZM168 123H169V122H168ZM202 123H203V122H202ZM207 123H209V122H207ZM230 123H231V122H230ZM232 123H233V121H232ZM252 123H253V122H252ZM49 124H50V123H49ZM74 124H75V123H74ZM114 124H115V123H114ZM118 124H119V123H117L116 126H117ZM137 124H140V123H137ZM160 124H162V123L159 122V125H160ZM163 124H165V122H164ZM210 124H211V123H210ZM210 124H208V125L210 126ZM217 124H219V123H217ZM237 124H238V123H237ZM240 124H241V123H240ZM242 124H243V123H242ZM242 124H241V126L243 127ZM246 124H247V122H246ZM259 124H260V123H259ZM34 125H35V124H34ZM45 125H47V124H45ZM85 125H86V124H85ZM121 125H122V124H121ZM134 125H135V124H134ZM142 125H143V127L146 128V126H145L144 124H142ZM142 125H141V127H142ZM156 125H157V124H156ZM156 125H155V127H156ZM165 125H166V124H165ZM165 125H164V126H165ZM168 125H169V124H168ZM186 125H187V124H183V126H186ZM190 125H191V124H189V127H190ZM193 125H195V124H193ZM198 125L201 126V124H199V123H198ZM198 125H197L196 127H198ZM205 125H206V124H205ZM229 125H230V124H229ZM231 125H232V124H231ZM231 125H230V128H232ZM127 126H128V125H127ZM137 126L140 127V125H137ZM147 126H148V125H147ZM152 126H153V125H152ZM161 126H162V125H161ZM221 126H222V124H221ZM245 126H246V125H245ZM248 126H249V125H248ZM260 126H261V124H260ZM81 127H82V126H81ZM111 127H112V126H111ZM128 127H129V126H128ZM172 127H173V126H172ZM180 127H181V126H180ZM186 127H188V126H186ZM205 127H206V126H205ZM215 127H216V126H215ZM225 127H227V126H225ZM225 127H224V129H225ZM238 127H239V126H238ZM249 127H250V126H249ZM261 127H262V126H261ZM118 128H119V127H118ZM193 128H194V127H193ZM198 128H199V127H198ZM211 128H212V127H210V129H211ZM110 129H111V128H110ZM126 129H127V128H126ZM140 129H141V128H140ZM140 129H139V130H140ZM158 129H159V128H158ZM158 129H157V130H158ZM169 129H170V128H169ZM169 129H167V130H169ZM181 129H182V128H181ZM187 129H188V128H187ZM187 129L185 128V131H186ZM205 129H206V128H205ZM205 129H204V130H205ZM217 129H218L217 132H219V128H217ZM251 129H252V128H251ZM104 130H105V129H104ZM145 130H146V129H145ZM149 130H150V128H149ZM170 130H171V129H170ZM177 130H178V129H177ZM182 130H183V129H182ZM194 130H195V128L193 129V131H194ZM197 130H199V129H197ZM200 130H201V129H200ZM211 130H212V129H211ZM220 130H221V129H220ZM227 130H228V129H227ZM230 130H231V129H230ZM234 130H235V129H234ZM236 130L239 131V130H241V129L239 128V130H238V128H236ZM258 130H259V129H258ZM261 130H262V129H260V131H261ZM14 131H15V130H14ZM21 131H22V130H21ZM21 131H20V132H21ZM124 131H125V130H124ZM147 131H148V130H147ZM179 131H180V130H179ZM179 131H177V132H179ZM187 131H188V130H187ZM207 131H208V129H207ZM207 131H205V132L207 133ZM225 131H226V129H225ZM231 131H232V130H231ZM246 131L248 132L249 130H246ZM252 131H253V130H252ZM82 132H83V131H82ZM126 132H127V131H126ZM126 132H125V133H126ZM143 132H144V130H143ZM159 132H160V131H159ZM169 132H170V131H169ZM177 132H176V133H177ZM182 132H184V131H182ZM194 132L197 133L196 131H194ZM199 132H201V131H199ZM205 132H204V133H205ZM221 132H222V130H221ZM228 132H229V131H228ZM247 132H246V135H247ZM258 132H259V131H258ZM261 132H262V131H261ZM69 133H70V132H69ZM140 133H141V132H140ZM144 133H145V132H144ZM144 133H143V134H144ZM165 133H166V132H165ZM180 133H181V131H180ZM214 133H215V132H214ZM230 133L233 134V131L230 132ZM236 133H237V132H236ZM236 133H234V134H236ZM240 133H241V132H240ZM240 133H239V134H240ZM248 133L253 134L252 132H248ZM255 133H256V132H255ZM255 133H254V135H255ZM14 134H15V133H14ZM19 134H20V133H19ZM98 134H99V133H98ZM129 134H131V133L129 132ZM177 134H178V133H177ZM181 134H183V133H181ZM192 134H193V133H192ZM207 134H209V133H207ZM217 134H218V133H217ZM217 134H216V135H217ZM219 134H220V132H219ZM244 134H245V133H244ZM258 134H259V133H258ZM41 135H42V134H41ZM144 135H145V134H144ZM144 135H143V136H144ZM163 135H164V134H163ZM165 135H166V134H165ZM167 135H169V134H167ZM173 135H174L173 137L175 138V134H173ZM178 135L180 136V134H178ZM196 135H198V134H196ZM5 136H6V135H5ZM10 136H11V135H10ZM62 136H63V135H62ZM148 136H149V135H148ZM148 136H147V137H148ZM153 136H154V135H153ZM161 136H162V134H161ZM200 136H201V135H200ZM203 136H204V135H203ZM206 136H207V135H206ZM211 136H212V135H211ZM221 136H222V135H221ZM221 136H219V137H221ZM225 136H226V135H225ZM239 136H240V138H241V135H239ZM242 136H243V135H242ZM259 136H260V135H259ZM80 137H81V136H80ZM122 137H123V136H122ZM129 137H130V136H129ZM129 137H127V140H128ZM145 137H146V136H145ZM155 137H156V135H155ZM155 137H154V138H155ZM165 137H166V136H165ZM171 137H172V136H171ZM181 137H182V136H181ZM184 137H185V136H184ZM184 137H182V138H184ZM194 137L201 139V137H197V136H194ZM204 137H205V136H204ZM228 137H229V136H228ZM232 137H233V136H232ZM236 137H238V136H236ZM236 137L234 136L233 138H236ZM137 138H139V136H138ZM152 138H153V137H152ZM152 138H151V139H152ZM161 138H163V137H161ZM167 138H168V137H167ZM177 138H178V137H177ZM196 138H195V139H196ZM209 138H210V137H209ZM252 138H254V137H252ZM258 138H260V137H258ZM10 139H12V138H10ZM146 139H149V138H146ZM151 139H150V140H151ZM156 139H157V138H155V141H156ZM172 139H173V138H172ZM179 139H180V138H179ZM179 139H178V140H179ZM203 139H204V138H203ZM205 139H206V138H205ZM213 139H215V138H213ZM18 140H19V139H18ZM27 140H28V139H27ZM27 140H26V141H27ZM116 140H117V139H116ZM150 140H149V141H150ZM152 140H153V139H152ZM178 140H177V141H178ZM189 140H191V139H189ZM197 140H198V139H197ZM209 140H210V139H209ZM211 140H212V139H211ZM217 140H218V137H217ZM224 140H225V139H224ZM232 140H233V139H232ZM250 140H252V139H250ZM261 140H262V138H261ZM5 141H6V140H5ZM120 141H121V140H120ZM144 141H145V140H144ZM149 141L147 140V142H149ZM180 141H181V140H180ZM186 141H187V140H186ZM194 141H195V140H194ZM204 141L206 142V140H204ZM225 141H226V140H225ZM234 141H237V140L235 139ZM30 142H31V141H30ZM34 142H35V141H34ZM50 142H51V141H50ZM139 142H141V141H139ZM145 142H146V141H145ZM152 142H154V141H152ZM152 142H150V143H152ZM170 142H171V141H170ZM174 142H176V141H174ZM181 142H183V141H181ZM188 142H189V145H188V146H190V143H191V142H190V141H188ZM205 142H203V143L205 144ZM210 142H211V141H210ZM237 142H239V141H237ZM22 143H23V142H22ZM45 143H46V142H45ZM126 143H127V142H126ZM166 143H167V142H166ZM171 143H172V142H171ZM176 143H177V142H176ZM196 143H197V142H196ZM213 143H214V142H213ZM215 143H216V139H215ZM226 143H227V141H226ZM229 143H230V142H229ZM233 143H234V142H233ZM239 143H240V142H239ZM248 143H249V142H248ZM255 143H256V142H255ZM261 143H262V142H261ZM114 144H116V143H114ZM143 144H144V142H143ZM153 144H154V143H153ZM155 144H156V143H155ZM155 144H154V146H155ZM163 144H164V143H163ZM186 144H188V143H186ZM198 144H200V143H198ZM201 144H202V142H201ZM211 144H212V143H211ZM218 144L221 145L222 143L220 144V142H219ZM240 144H241V143H240ZM121 145H123V143H121ZM127 145H128V144H127ZM134 145H135V144H134ZM150 145H151V144H150ZM168 145H170V144H168ZM171 145H173V144H171ZM171 145H170V148L172 147ZM192 145H193V142H192ZM195 145H196V144H195ZM212 145H213V144H212ZM223 145H224V147H225V144H223ZM233 145H234V144H233ZM237 145H238V144H237ZM241 145H243V144H241ZM241 145H240V146H241ZM111 146H112V145H111ZM125 146H126V145H125ZM151 146H152V145H151ZM186 146H187V145H186ZM186 146H185V147H186ZM188 146H187V147H188ZM193 146H194V145H193ZM196 146H197V145H196ZM205 146H206V145H205ZM205 146H204V147H205ZM210 146H211V145H210ZM210 146H208V148H209ZM244 146H245V145H244ZM249 146H250V145H249ZM262 146H264V145H262ZM27 147H28V145H27ZM29 147H30V146H29ZM34 147H35V146H34ZM120 147H121V146H120ZM122 147H123V146H122ZM136 147H137V146H136ZM143 147H144V146H143ZM148 147H149V146H148ZM157 147H158V146H157ZM157 147H155L156 149L154 148L156 151H157V149H158ZM182 147H183V146H182ZM182 147H181V148H182ZM187 147H186V149H187ZM191 147H192V146H191ZM199 147H201V146L199 145ZM222 147H223V146H222ZM9 148H10V147H9ZM9 148H7V149L9 150ZM51 148H52V147H51ZM74 148H75V147H74ZM117 148H119V147H117ZM128 148H130V147L128 146ZM151 148H152V147H151ZM160 148H161V147H160ZM163 148H164V147H163ZM179 148H180V147H179ZM181 148H180V149H181ZM197 148H198V147H197ZM211 148H212V147H211ZM214 148H215V146H214ZM217 148H219V147H217ZM230 148H231V146H230ZM113 149H114V148H113ZM134 149H135V148H134ZM140 149H141V148H140ZM152 149H153V148H152ZM161 149H162V148H161ZM161 149H159V150H161ZM164 149H165V148H164ZM191 149H192V148H191ZM193 149H194V148H193ZM193 149H192V150H193ZM202 149H203V148H202ZM202 149H201V150H202ZM233 149H235V147H234ZM233 149H232V150H233ZM239 149H240V148H239ZM249 149H250V148H249ZM249 149L247 150L248 152H249ZM35 150H36V149H35ZM149 150H150V149H149ZM182 150H183V149H182ZM192 150H191L190 152H192ZM194 150H195V149H194ZM196 150H197V152H198V149H196ZM214 150H215V149H214ZM219 150H221V149L219 148ZM219 150H218V151L215 150V151H216V152H219ZM227 150L229 151V149H227ZM232 150H231V151H232ZM242 150H243V149H242ZM242 150H241V151H242ZM104 151H105V150H104ZM106 151H107V150H106ZM124 151H125V149H124ZM161 151H162V150H161ZM185 151H186V150H185ZM209 151H210V150H209ZM223 151H224V150H223ZM231 151H230V152H231ZM247 151H246V152H247ZM14 152H15V151H14ZM95 152H96V151H95ZM100 152H101V151H100ZM107 152H108V151H107ZM119 152H120V151H119ZM129 152H130V150H129ZM142 152H143V151H142ZM150 152H151V151H150ZM176 152H177V151H176ZM188 152H189V151H188ZM193 152H196V151H193ZM193 152H192V153H193ZM200 152H201V151H200ZM232 152H233V151H232ZM67 153H68V152H67ZM70 153H71V152H70ZM130 153H131V152H130ZM152 153H153V152H152ZM152 153H151V154H152ZM156 153H158V152H156ZM161 153H162V152H161ZM161 153H160V154H161ZM169 153H170V152H169ZM236 153H237V152H236ZM242 153L244 154V152H242ZM1 154H3V153H1ZM37 154H38V153H37ZM95 154L97 155V153H95ZM100 154H101V153H100ZM118 154H120V153H118ZM121 154H122V153H121ZM140 154H141V153H140ZM148 154H149V152H148ZM199 154H200V153H199ZM205 154H206V153H205ZM232 154H233V153H232ZM250 154H251V153H250ZM131 155H132V154H131ZM134 155H136V154L134 153ZM137 155H138V154H137ZM145 155H146V154H145ZM154 155H155V154H154ZM163 155H164V154H163ZM169 155H170V157H171L172 155H174V153L169 154ZM178 155L183 156V155H181V154H178ZM190 155H191V154H190ZM190 155H189V157H190ZM192 155H194V153H193ZM196 155L198 156L197 153H196ZM200 155H201L200 157L198 156L199 158L202 157V153H201ZM226 155H227V154H226ZM239 155H240V154H239ZM239 155H238V156H239ZM244 155H248V154L245 153ZM261 155H262V154H261ZM68 156H69V155H68ZM84 156H85V154H84ZM111 156H113V155H111ZM129 156H130V155H129ZM138 156H139V155H138ZM138 156H137V158H138ZM142 156H143V155H142ZM149 156H150V155H149ZM151 156H152V155H151ZM158 156H159V155H158ZM207 156H208V155H207ZM217 156H218V155H217ZM228 156H229V155H228ZM230 156H231V154H230ZM1 157H2V155H1ZM78 157H79V155H78ZM105 157L108 158L107 156H105ZM113 157H114V156H113ZM132 157H133V156H132ZM146 157H147V155H146ZM152 157H153V156H152ZM152 157H151V158H152ZM156 157H157V156H156ZM161 157H162V156H161ZM193 157H194V156H192L191 158H193ZM203 157H205V156H203ZM203 157H202V158H203ZM232 157H233V156H231V158H232ZM234 157H235V156H234ZM236 157H237V156H236ZM252 157H254V156H252ZM260 157H262V156H260ZM80 158H82V156H80ZM114 158H115V157H114ZM127 158H128V157H127ZM140 158H141V157H140ZM142 158H143V157H142ZM154 158H155V157H154ZM157 158H158V157H157ZM162 158H164V156H163ZM168 158H169V157H168ZM180 158H181V157H180ZM184 158H185V157H184ZM184 158H183V159H184ZM196 158H197V157H196ZM209 158H210V157H209ZM223 158H224V157H223ZM225 158H227V157L225 156ZM244 158H245V157H244ZM70 159H71V158H70ZM78 159H79V158H78ZM96 159H97V158H96ZM112 159H113V158H112ZM121 159H122V157H121ZM155 159H156V158H155ZM159 159H160V158L156 159V160H158V161H157V162L155 161V162L158 163V162H159ZM164 159H165V158H164ZM164 159H162V161H163ZM183 159H182V160H183ZM194 159H195V158H194ZM197 159H198V158H197ZM205 159H206V158H205ZM218 159H220V158H218ZM241 159H242V158H241ZM246 159H248V156H246ZM246 159H245V160H246ZM81 160H82V159H81ZM84 160H85V159H84ZM169 160H170V159H169ZM175 160H176L175 158H174V160L171 159L172 162H173V161L175 162ZM184 160H185V159H184ZM206 160H208V159H206ZM222 160H225V159H222ZM233 160H234V158H233ZM238 160H240V159H238ZM257 160H258V159H257ZM56 161H57V160H56ZM97 161H98V160H97ZM97 161H96V162H97ZM132 161H134V160H132ZM195 161H196V160H195ZM195 161H194L193 163H195ZM197 161H199V160H197ZM211 161H212V159H211ZM220 161H221V160H220ZM242 161H243V159H242ZM250 161H251V160H250ZM261 161H264V160H261ZM59 162H60V161H59ZM93 162H94V161H93ZM125 162H126V161H125ZM144 162H145V161H144ZM147 162H148V161H147ZM153 162H154V161H153ZM163 162H165V161H163ZM185 162H186V160H185ZM185 162H184V163H185ZM204 162H206V161L204 160ZM209 162H210V160H209ZM213 162H214V161H213ZM230 162H231V161H230ZM232 162H233V161H232ZM232 162H231V163H232ZM237 162H238V161H237ZM56 163H57V162H56ZM148 163H149V162H148ZM159 163H161V162H159ZM202 163H203V162H201V164H202ZM206 163H208V162H206ZM218 163H219V162H218ZM223 163H224V161H223ZM233 163H234V162H233ZM235 163H236V162H235ZM235 163H234V164H235ZM243 163H244V162H243ZM256 163H258V162H256ZM256 163H255V164H256ZM30 164H31V163H30ZM80 164H81V163H80ZM114 164H115V163H114ZM124 164H126V163H124ZM130 164H131V163H130ZM138 164H139V163H138ZM141 164H142V163H141ZM146 164H147V163H146ZM167 164H168V163H167V161H166V165H167ZM174 164H175V163H174ZM174 164H173V165H174ZM178 164H179V162H178ZM201 164L199 163V165H201ZM221 164H222V163H221ZM234 164H233V165H234ZM237 164H238V163H237ZM244 164H245V163H244ZM246 164H247V163H246ZM128 165H129V163H128ZM133 165H134V163H133ZM142 165H143V164H142ZM144 165H145V164H144ZM147 165H148V164H147ZM149 165H150V168H152V167H151V163H149ZM149 165H148V167H149ZM156 165H157V164H156ZM158 165H159V164H158ZM164 165H165V164L163 163L162 165H160V167H161V166L163 167ZM185 165H186V164H185ZM188 165H189V164H188ZM188 165H187V167H188ZM194 165H195V164H194ZM194 165H193V166H194ZM196 165H197V164H196ZM209 165H210V164H209ZM209 165L207 164L208 167H209ZM228 165H229V164H228ZM228 165H227V166H228ZM241 165H242V164H241ZM241 165H240V166H241ZM252 165H253V164H252ZM261 165H262V164H261ZM103 166H105V165H103ZM106 166H107V165H106ZM212 166H213V165H212ZM217 166H218V165H217ZM238 166H239V165H238ZM257 166H260V165L258 164ZM42 167H43V166H42ZM46 167H47V166H46ZM51 167H52V166H51ZM75 167H76V166H75ZM86 167H87V165H86ZM86 167H85V169H86ZM117 167H118V166H117ZM129 167H130V165H129ZM164 167H165V166H164ZM164 167H163V168H164ZM180 167H181V166H180ZM184 167H185V166H184ZM187 167H186V168H187ZM196 167H198V166H196ZM196 167H194V169H195ZM228 167H229V166H228ZM230 167H231V166H230ZM262 167H264V166H262ZM0 168H1V167H0ZM2 168H3V167H2ZM4 168H5V167H4ZM10 168H11V167H10ZM76 168H77V167H76ZM109 168H110V167H109ZM130 168H131V167H130ZM163 168H161V169H163ZM166 168L168 169L167 166H166ZM166 168H164V169H166ZM170 168H171V167H170ZM170 168H169V169H170ZM182 168H183V167H182ZM186 168H185V169L183 168L182 171L186 170ZM209 168H212V167H209ZM241 168H243V167H241ZM253 168H255V167L253 166ZM258 168H260V167H258ZM107 169H108V168H107ZM111 169H112V167H111ZM115 169H116V168H115ZM117 169H118V168H117ZM120 169H121V167H120ZM123 169H124V168H123ZM133 169H134V166H133ZM136 169L138 170L139 168H136ZM147 169H149V168H147ZM147 169H146V171H147ZM169 169H168V171H167L168 174H170V173H169V172H170ZM171 169H172V168H171ZM180 169H181V168H180ZM198 169H199V168H198ZM206 169H207V168H206ZM216 169H217V168H216ZM216 169H215V170H216ZM228 169H229V168H228ZM251 169H252V168H251ZM32 170H34V169H32ZM37 170H38V169H37ZM47 170H48V169H47ZM47 170H46V171H47ZM77 170H79V169L77 168ZM101 170H102V169H101ZM149 170H150V172H151V170L153 171V169H149ZM176 170H178V169H176ZM176 170H175V171H176ZM188 170L190 171V168H189ZM188 170H187V171H188ZM199 170H200V169H199ZM218 170H219V169H218ZM222 170H224V169H222ZM225 170H226V169H225ZM225 170H224V171H225ZM230 170H232V169L230 168ZM235 170H236V169H235ZM239 170H240V168H239ZM241 170H242V169H241ZM243 170L245 171V169H243ZM243 170H242V171H243ZM246 170H247V169H246ZM260 170H261V169H260ZM0 171H1V170H0ZM88 171H89V170H88ZM103 171H104V169H103ZM103 171H102V172H103ZM108 171H109V169H108ZM108 171H107V172H108ZM112 171H113V170H112ZM118 171H119V170H118ZM120 171H121V170H120ZM120 171H119V172H120ZM126 171H127V170H126ZM134 171H135V170H134ZM134 171H133V172H134ZM154 171H155V168H154ZM164 171H165V170H164ZM179 171H180V170H179ZM182 171H181V172H182ZM193 171H194V170H193ZM213 171H214V170H213ZM216 171H217V170H216ZM219 171H220V170H219ZM233 171H234V170H233ZM233 171H232V172H233ZM236 171H237V170H236ZM252 171H255V170H252ZM262 171H264V170H262ZM80 172H82V171H80ZM91 172H92V171H91ZM110 172H111V171H110ZM122 172H123V170H122ZM122 172H120V173H122ZM133 172H132V175H133ZM135 172H136V171H135ZM138 172H139V171H138ZM147 172H148V171H147ZM160 172H161V171H160ZM165 172H166V171H165ZM220 172H221L220 174H222L223 171H220ZM228 172H229V171H228ZM234 172H235V171H234ZM238 172H239V171H238ZM238 172H237V173H238ZM246 172H249V171L247 170ZM260 172H261V171H259V173H260ZM37 173H39V172H37ZM73 173H74V172H73ZM96 173H97V172H96ZM174 173H175V172H174ZM184 173H185V172H184ZM188 173H190V172H188ZM192 173H195V172H192ZM198 173H199V171H198ZM202 173H203V172H202ZM218 173H219V172H218ZM224 173H225V172H224ZM254 173H255V172H254ZM33 174H35V173H33ZM61 174H62V173H61ZM61 174H60V175H61ZM98 174H99V173H98ZM98 174H97V175H98ZM105 174H106V172H105ZM112 174H113V176H114V173H112ZM112 174H110V175H112ZM139 174H140V173H139ZM143 174H144V176H145L146 173L144 172ZM163 174H164V173H163ZM179 174H180V173H179ZM204 174H205V172H204ZM207 174H208V173H207ZM207 174H206V175H207ZM216 174H217V173H216ZM225 174H226V173H225ZM239 174H240V173H239ZM245 174H246V173H245ZM245 174H243L244 177H245ZM66 175H67V174H66ZM81 175H82V174H81ZM81 175H79V176H81ZM99 175H101V173H100ZM106 175H107V174H106ZM121 175H122V174H121ZM125 175H126V174H125ZM140 175H141V174H140ZM148 175H150V174L148 173ZM175 175H176V174H175ZM175 175H173V176H175ZM184 175L186 176V174H184ZM191 175H193V174H191ZM191 175L189 174V176H191ZM212 175H213V173H212ZM217 175H219V174H217ZM227 175H228V174H227ZM227 175H226V176H227ZM229 175H230V174H229ZM231 175H232V174H231ZM231 175H230V176H231ZM233 175H234V174H233ZM233 175H232V177H233ZM237 175H238V174H237ZM240 175L242 176V174H240ZM251 175H254V174L251 173ZM262 175H264V174H262ZM28 176H29V175H28ZM135 176H137V175H135ZM151 176H152V175H151ZM162 176H163V175H162ZM185 176H184V177H185ZM195 176H196V175H195ZM222 176H223V175H222ZM249 176H250V175H249ZM249 176H247V178H248ZM260 176H261V174H260ZM14 177H15V176H14ZM22 177H23V176H22ZM60 177H61V176H60ZM65 177H66V176H65ZM92 177H93V175H92ZM92 177H91V179H93ZM94 177H95V176H94ZM138 177H139V176H138ZM140 177H141V176H140ZM163 177H164V176H163ZM178 177H179V176H178ZM182 177H183V175H182ZM206 177H207V176H206ZM214 177H216V175H215ZM219 177H221V176H219ZM262 177H264V176H262ZM15 178H16V177H15ZM61 178H62V177H61ZM66 178H67V177H66ZM68 178H69V177H68ZM68 178H67V179H68ZM73 178H75V177H73ZM116 178H117V177H116V175H115V180H116ZM132 178H133V177H132ZM150 178H151V177H150ZM160 178H161V177H160ZM164 178H165V177H164ZM164 178H163V179H164ZM166 178H167V177H166ZM170 178H171V177H170ZM170 178H169V179H170ZM175 178H176V177H175ZM186 178H187V177H186ZM188 178L191 179V177H188ZM197 178H198V177H197ZM199 178L201 179L200 176H199ZM203 178H205V176H204ZM212 178H213V177H212ZM227 178H228V177H227ZM245 178H246V177H245ZM251 178H252V176H251ZM11 179H12V177H11ZM33 179H34V178H33ZM47 179H48V178H47ZM95 179H96V178H95ZM113 179H114V177H113ZM126 179H127V177H126ZM163 179H161V180H163ZM189 179H188V180H189ZM215 179L220 180V178H218V176H217V178H215ZM228 179H229V178H228ZM232 179H233V178H232ZM232 179H229V181L232 180ZM35 180H36V179H35ZM35 180H34V182H35ZM51 180H53V179H51ZM101 180H102V179H101ZM120 180H121V178H120ZM122 180H123V179H122ZM127 180H128V179H127ZM129 180H130V179H129ZM129 180H128V181H129ZM145 180H146V179H145ZM151 180H152V179H151ZM177 180H178V179H176L175 181H177ZM185 180H186V179H185ZM193 180H194V179H193ZM201 180H202V179H201ZM208 180H209V179H208ZM218 180H217V181H218ZM248 180H249V179H248ZM252 180H256V177L254 176V179H252ZM262 180H264V179H261V180H259V181L261 182ZM12 181H13V180H12ZM43 181H44V180H43ZM109 181H111V179H109ZM136 181H137V180H136ZM159 181H160V180L158 179V181H156V182H159ZM167 181H168V180H167ZM167 181L163 180L162 182H165V184H166ZM197 181H198V180H197ZM203 181H204V180H203ZM205 181H206V180H205ZM205 181H204V182H205ZM210 181H211V180H210ZM210 181H209L208 183H209V184H213V183H210ZM213 181H214V180H213ZM220 181H222V180H220ZM220 181H219V182H220ZM225 181L227 182L228 180H225ZM232 181H233V180H232ZM232 181H231V182H232ZM234 181H235V180H234ZM250 181H251V180H250ZM250 181H249V182H250ZM256 181H258V180H256ZM5 182H6V180H5ZM49 182H50V181H49ZM91 182H92V180H91ZM115 182H116V181H115ZM124 182H125V181H124ZM142 182H144V181H142ZM168 182H170V180H169ZM171 182L173 183L172 179H171ZM179 182H180V181H179ZM183 182H184V181H183ZM191 182H192V179L190 180V183H191ZM193 182H196V180L193 181ZM193 182H192V183H193ZM198 182H199V181H198ZM204 182L201 181L200 184H202V183L205 184ZM215 182H216V181H215ZM223 182H224V181H223ZM241 182H242V181H241ZM39 183H41V182H39ZM47 183H48V182H47ZM52 183H53V182H52ZM81 183H82V182H81ZM95 183H97V182H95ZM125 183H126V182H125ZM129 183H130V182H129ZM140 183H141V179H140ZM146 183H148V182H146ZM153 183H155V182H153ZM177 183H178V182H177ZM186 183H188V181H187ZM208 183H206L205 185H207ZM221 183H222V182H221ZM237 183H238V182H237ZM239 183H240V181H239ZM244 183H245V182H243V184H244ZM6 184H7V182H6ZM13 184H14V183H13ZM36 184H37V182H36ZM48 184H49V183H48ZM50 184H51V183H50ZM65 184H66V183H65ZM78 184H79V182H78ZM119 184H120V183H119ZM122 184H123V183H122ZM122 184H120V185H122ZM126 184H127V183H126ZM126 184H125V185H126ZM137 184H138V183H137ZM156 184H157V183H156ZM170 184H171V183H170ZM178 184H179V183H178ZM181 184H182V182H181ZM198 184H199V183H198ZM215 184H216V183H215ZM217 184H218V183H217ZM222 184H223V183H222ZM227 184H228V182H227ZM227 184H226V185H227ZM229 184H230V183H229ZM229 184H228V185H229ZM245 184L247 185V183H245ZM248 184H249V183H248ZM257 184H258V183H257ZM26 185H27V184H26ZM26 185H25V183H24L23 186L26 187ZM34 185H35V183H34ZM81 185H83V184H81ZM81 185H80V186H81ZM91 185H92V184H91ZM96 185H97V184H96ZM117 185H118V184H117ZM120 185L118 186V188L120 187ZM125 185H124V186H125ZM129 185H130V184H129ZM138 185H139V184H138ZM150 185H151V184H150ZM161 185H162V183H161ZM166 185H167V184H166ZM179 185H180V184H179ZM192 185H193V184H192ZM194 185H195V184H194ZM218 185H219V184H218ZM231 185H232V184H231ZM235 185H236V184H235ZM252 185H253V184H252ZM259 185H260V184H259ZM259 185H258V186H259ZM13 186H14V185H13ZM29 186H30V185H29ZM43 186H44V185H43ZM92 186H94V185H92ZM108 186H109V183H108ZM108 186H107V187H108ZM167 186H168V185H167ZM167 186H166V187H167ZM172 186H173V189H172V191H173L175 187H174V185H172ZM172 186H169V187L172 188ZM185 186H186V184H185ZM202 186H203V185H202ZM211 186H212V185H211ZM238 186H239V184H238ZM240 186H241V185H240ZM248 186H249V185H247V187H248ZM84 187H85V186H84ZM89 187H90V186H89ZM121 187H122V186H121ZM121 187H120V188H121ZM132 187H133V186H132ZM132 187H131V189H132V193H133V191H134L135 189L132 188ZM147 187H148V186H147ZM157 187H158V185H157ZM161 187H162V186H160V188H161ZM179 187H180V186H179ZM186 187H189V186L187 185ZM192 187H193V186H192ZM196 187H197V186H196ZM206 187H207V186H204L203 188H206ZM218 187L220 188V185H219ZM247 187L245 186L244 188H245L248 192H252V193H253V191H252V190L249 191V190H248L249 187H248V188H247ZM250 187H252V186L250 185ZM17 188H18V187H17ZM20 188H21V187H20ZM20 188H19V189H20ZM47 188H48V187H47ZM65 188H66V187H65ZM76 188H77V187H76ZM82 188H83V187H82ZM82 188H81V190L84 189V188H83V189H82ZM91 188H92V187H91ZM99 188H100V187H99ZM101 188H102V187H101ZM101 188H100V189H101ZM125 188H126V187H125ZM135 188H136V187H135ZM153 188H154V187H153ZM160 188L158 187L157 189H160ZM180 188H183V187L181 186ZM184 188H185V187H184ZM193 188H195V186H194ZM193 188H192V189H193ZM213 188H214V186H213ZM213 188H212V190L214 191V189H216V188H214V189H213ZM222 188H223V187H222ZM226 188H227V187H225L224 189H226ZM228 188H229V186H228ZM244 188H243V191H242V192H244ZM7 189L9 190L8 187H7ZM10 189H11V188H10ZM21 189H22V188H21ZM129 189H130V187H129ZM140 189H141V188H140ZM146 189H147V188H146ZM146 189H145V190H146ZM149 189H150V188H149ZM157 189L155 188V190H157ZM187 189H188V188H187ZM187 189H186V191H187ZM192 189L190 188V190H192ZM195 189H196V188H195ZM195 189H193L194 192H196ZM198 189H200V188H198ZM201 189H202V187H201ZM201 189H200V190H201ZM230 189H234V187H233V186H232V187L230 186L229 190H230ZM249 189H250V188H249ZM261 189H262V188H261ZM22 190H23V189H22ZM30 190H32V189H30ZM77 190H78V189H77ZM94 190H95V188H94ZM98 190H99V189H98ZM118 190H119V189H118ZM122 190H125V189L122 188ZM161 190H162V188H161ZM161 190H157V191H161ZM163 190H164V189H163ZM181 190H182V189H181ZM188 190H189V189H188ZM200 190H199V192H200ZM203 190H204V189H203ZM210 190H211V189H210ZM219 190H220V189H219ZM237 190H238V188H237ZM255 190H256V189H255ZM262 190H264V189H262ZM105 191H106V190H105ZM136 191H138V189L135 190V192H136ZM150 191H151V190H150ZM165 191H166V190H165ZM205 191H206V190H205ZM207 191L209 192V190H207ZM231 191H232V190H231ZM75 192H76V191H75ZM96 192H97V191H96ZM96 192H95V193H96ZM113 192H114V189H113ZM119 192H120V190H119ZM124 192H125V191H124ZM129 192H130V191H129ZM139 192L141 193V190H140ZM147 192H148V191H147ZM153 192H155V191H153ZM161 192H162V191H161ZM161 192H160V193H161ZM163 192H164V191H163ZM174 192H175V191H174ZM176 192H177V194H179V193H178V192H179V189H178V190L176 189ZM191 192H193V191H191ZM201 192H202V191H201ZM219 192H220V191H219ZM224 192H226V190H224ZM234 192H235V191H234ZM50 193L52 194V192H50ZM90 193H92V192L90 191ZM93 193H94V192H93ZM121 193H122V192H121ZM127 193H128V190H127ZM127 193H126V194H127ZM137 193H138V192H137ZM137 193H136V194H137ZM150 193H152V192H150ZM164 193H165V192H164ZM164 193H163V197H164ZM166 193H168V192H166ZM169 193H170V192H169ZM172 193H173V192H171V194H172ZM183 193H184V191H183ZM183 193H182V194H183ZM185 193H186V192H185ZM197 193H198V191H197ZM204 193H205V192H204ZM231 193L234 195L233 192H231ZM239 193H240V191H239ZM239 193H237L238 196H239ZM256 193H257V191H256ZM25 194H26V193H25ZM80 194H81V193H80ZM97 194H98V192H97ZM102 194H103V193H102ZM102 194H101V195H102ZM104 194L106 195V192H104ZM104 194H103V195H104ZM108 194H110V193L108 192L106 196H107V197H108V196L110 197V195H108ZM117 194H118V193H117ZM119 194H120V193H119ZM122 194H123V193H122ZM124 194H125V193H124ZM124 194H123V195H124ZM128 194H129V193H128ZM130 194H131V193H130ZM133 194H134V193H133ZM143 194H144V196H145L146 193H143ZM156 194H157V193H156ZM173 194H174V193H173ZM173 194H172V195H173ZM188 194H189V193H188ZM194 194H195V193H194ZM200 194H202V193H200ZM207 194H208V193H207ZM207 194H206V195H207ZM215 194H216V193H215ZM221 194H222V193H221ZM235 194H236V193H235ZM244 194L246 195V193H244ZM248 194H249V193H248ZM94 195H95V194H94ZM131 195H132V194H131ZM137 195H138V194H137ZM151 195H152V194H151ZM167 195H168V194H167ZM167 195H165L166 198H167ZM174 195H175V194H174ZM192 195H193V194H191V195H189V196H192ZM196 195H197V194H196ZM212 195H213V194H212ZM216 195H217V194H216ZM216 195H213V196L216 197ZM227 195H228V194H227ZM233 195H232V196H233ZM249 195H250V194H249ZM253 195H254V193H253ZM253 195H252V199H250L251 201H253V200H254V196H256V195H254V196H253ZM258 195H259V194H258ZM52 196H53V195H52ZM67 196H68V195H67ZM73 196H74V195H73ZM95 196H96V195H95ZM99 196H100V195H99ZM128 196H129V195H128ZM140 196H142V195H140ZM140 196H139V197H140ZM144 196H143V197H144ZM146 196H147V195H146ZM149 196H150V195H149ZM156 196L158 197V195H156ZM160 196H161V195H160ZM160 196H159V198L162 197V196H161V197H160ZM176 196H179V195H176ZM181 196H182V195H180V198H181ZM187 196H188V195H187ZM189 196H188V197H189ZM193 196H194V195H193ZM193 196L190 197V198H193ZM203 196H204V194H203ZM224 196H225V195H224ZM236 196H237V195H236ZM236 196H234V197H236ZM238 196H237V197H238ZM250 196H251V195H250ZM259 196H260V195H259ZM20 197H22V196H20ZM41 197H43V195H42ZM77 197H78V196H77ZM104 197H105V196H104ZM113 197H114V196H113ZM116 197H117V199L120 198V197L118 198V195H117ZM116 197H115V198H116ZM126 197H127V196H125V198H126ZM132 197H133V196H132ZM134 197H135V196H134ZM194 197H195V196H194ZM197 197H198V196H197ZM205 197H206V196H205ZM205 197H204L205 200L208 199V198H205ZM207 197H208V195H207ZM210 197H211V196H210ZM227 197H228V196H227ZM237 197H236V199H237ZM245 197H246V196H245ZM247 197H248V195H247ZM49 198H50V197H49ZM85 198H86V197H85ZM115 198H114V199H115ZM127 198H131V197H127ZM146 198H147V197H146ZM150 198H151V197H150ZM159 198H158V199H159ZM175 198H177V197H175ZM184 198H185V196H184ZM184 198H183V200H184ZM220 198L222 199V195L220 196ZM223 198H224V197H223ZM230 198H231V197H230ZM232 198H233V197H232ZM239 198H240V196H239ZM239 198H238V200H239ZM258 198H259V197H258ZM260 198H261V197H260ZM262 198H264V197H262ZM25 199H26V198H25ZM89 199H90V198H89ZM96 199H98V198H96ZM111 199H113V198L111 197ZM111 199H110V200H111ZM117 199H116V200H117ZM123 199H124V198H123ZM135 199H136V198H135ZM138 199H139V198H138ZM144 199H145V198H144ZM144 199H143V200H144ZM147 199H148V198H147ZM156 199H157V198H156ZM164 199H165V198H164ZM167 199H168V198H167ZM173 199H174V198L172 197V200H173ZM178 199H179V198H178ZM178 199H177V200H178ZM195 199H196V198H195ZM200 199H201V196H200ZM200 199H199V201L201 202ZM202 199H203V198H202ZM209 199H210V198H209ZM209 199H208V200H209ZM218 199H219V198H218ZM221 199H220V200H221ZM227 199H228V198H227ZM234 199H235V198H234ZM241 199H242V198H241ZM241 199H240V200H241ZM17 200H19V199H17ZM26 200H28V199H26ZM90 200H91V199H90ZM90 200H89V201H90ZM93 200H94V199H93ZM107 200H108V199H107ZM132 200H133V199H132ZM132 200H131V201H132ZM149 200H150V199H149ZM152 200H153V198H152ZM220 200H219V201H220ZM228 200H229V199H228ZM232 200H233V199H232ZM247 200L250 201L249 199H247ZM256 200H258V199H257V196H256ZM28 201H29V200H28ZM37 201H38V199H37ZM74 201H75V200H74ZM79 201H80V200H79ZM91 201H92V200H91ZM96 201H97V200H96ZM108 201H109V200H108ZM118 201H119V200H118ZM121 201H122V200H121ZM128 201H129V200H128ZM134 201H135V200H134ZM146 201H147V200H146ZM153 201H154V200H153ZM180 201H182V199H181ZM184 201H185V200H184ZM194 201H195V202H194ZM194 201H193V202L196 203L197 200H194ZM199 201H198V202H199ZM202 201H203V200H202ZM222 201H223V200H222ZM224 201L226 202L225 198H224ZM241 201H243V199H242ZM244 201H245V200H244ZM244 201H243V202H244ZM258 201H259V200H258ZM258 201H257V203H258ZM262 201H264V199H262ZM21 202H22V201H21ZM23 202H24V201H23ZM25 202H26V201H25ZM25 202H24V203H25ZM56 202H57V201H55V203H56ZM68 202H70V201H68ZM93 202H94V201H93ZM113 202H114V201H113ZM113 202H111V203H113ZM124 202H125V200H124ZM149 202H150V201H149ZM149 202L147 201V203H149ZM154 202H155V201H154ZM154 202H153L152 204H154ZM161 202H162V201H161ZM161 202H160V203H161ZM174 202H176V201H174ZM177 202H178V201H177ZM177 202H176V203H177ZM186 202L188 203V200L185 201V204H186V206H187V203H186ZM189 202H191V200H190ZM200 202H199V203H200ZM203 202H204V201H203ZM208 202H209V201H208ZM217 202H218V201H217ZM220 202H221V201H220ZM227 202H228V201H227ZM234 202H236V200H234ZM253 202H254V201H253ZM253 202H252V204H254ZM57 203H59V202H57ZM120 203H121V202H120ZM120 203H119V205L121 206L122 203H121V204H120ZM129 203H130V202H129ZM134 203H135V202H134ZM137 203H138V202H137ZM157 203H158V202H157ZM176 203H175V204H176ZM205 203H206V201H205ZM209 203H210V202H209ZM241 203H242V202H241ZM245 203H248V202L245 201ZM245 203H244V204H245ZM255 203H256V202H255ZM257 203H256V204H257ZM19 204H20V203H19ZM34 204H35V203H34ZM40 204H41V203H40ZM94 204H96V203L94 202ZM102 204H103V203H102ZM107 204H108V203H107ZM130 204H131V203H130ZM149 204H150V203H149ZM152 204H151V205H152ZM161 204H164V205H165L164 202L161 203ZM180 204H181V203H180ZM190 204H191V203H190ZM220 204H221V203H220ZM231 204L234 205L235 203L231 202ZM248 204H249V203H248ZM26 205H28V204L26 203ZM67 205H68V204H67ZM114 205H115V204H114ZM131 205H132V204H131ZM137 205H138V204H137ZM141 205H142V204H141ZM141 205H140V206H141ZM143 205H144V204H143ZM146 205H147V204H146ZM146 205L143 206V207H146ZM155 205H156V204H155ZM159 205H160V204H158V206H159ZM171 205H172V201H171ZM177 205H178V204H177ZM181 205H182V204H181ZM188 205H189V203H188ZM192 205H194V204L192 203ZM202 205H204V203H203ZM208 205H209V204H208ZM222 205H223V204H222ZM228 205H230V204H228ZM236 205H237V204H236ZM236 205H234V206H236ZM254 205H255V204H254ZM261 205H262V204H261ZM13 206H14V205H13ZM33 206H34V205H33ZM33 206H32V207H33ZM78 206H79V205H78ZM94 206H95V205H94ZM97 206H98V205H97ZM104 206H105V205H104ZM117 206H118V205H117ZM117 206H116V208H117ZM129 206H130V205H129ZM135 206H136V203H135ZM165 206H166V205H165ZM165 206H164V207H165ZM173 206H175V205H173ZM178 206H179V205H178ZM183 206H184V205H183ZM195 206H196V205H195ZM237 206H238V205H237ZM239 206H240V205H239ZM249 206H250V204H249ZM255 206H256V205H255ZM258 206H259V205H258ZM67 207H68V206H67ZM105 207H106V206H105ZM124 207H126V206L124 205ZM127 207H128V206H127ZM198 207H199V209H200L199 204H198ZM198 207H194V206H193L192 210L195 209V208L197 209ZM201 207H202V206H201ZM222 207H223V206H222ZM230 207H232V206H230ZM230 207H229L228 209H230ZM242 207H244V205H242ZM242 207H241V208H242ZM246 207H247V206H246ZM246 207H244V208H246ZM80 208H81V207H80ZM80 208H79V209H80ZM98 208H99V206H98ZM106 208H107V207H106ZM109 208H111V207H109ZM120 208H121V207H120ZM129 208H130V207H129ZM132 208H133V207H132ZM132 208H131V209H132ZM141 208H142V206H141ZM173 208H174V207H173ZM175 208H176V207H175ZM181 208H182V209H184V208L189 209V207H188V208H187V207H184V208L181 207ZM219 208H220V207H219ZM235 208H236V207H235ZM254 208H255V207H254ZM124 209L126 210V208H124ZM133 209H134V208H133ZM133 209H132V210H133ZM144 209H146V208H144ZM157 209H158V208H157ZM159 209L161 210V207H159ZM167 209H168V208H166V211H167ZM190 209H191V207H190ZM190 209H189V210H190ZM199 209H198V210H199ZM225 209L227 210V205H226V208H225ZM250 209H251V208H249L248 211H249ZM257 209H258V208H257ZM260 209H261V208H260ZM13 210H14V209H13ZM87 210H88V209H87ZM108 210H109V209H107V212H108ZM132 210H131V211H132ZM134 210H135V209H134ZM140 210H141V209H140ZM164 210H165V208H164ZM164 210H163V211H164ZM169 210H170V209H169ZM169 210H168V211H169ZM180 210H181V209H180ZM180 210H178V211H180ZM192 210H190V211H192ZM198 210H196L197 213H198ZM200 210L202 211V208H201ZM203 210H204V209H203ZM223 210H224V207H223ZM233 210H234V209H233ZM242 210H243V208H242ZM242 210H241V211H242ZM246 210H247V208H246ZM74 211H75V210H74ZM77 211H78V210H77ZM122 211H123V210H122ZM136 211H137V210H136ZM138 211H139V210H138ZM138 211H137V213H138ZM141 211L146 212L145 210H143V208H142ZM141 211H139V213H141ZM156 211H157V210H156ZM161 211H162V210H161ZM163 211H162V212H163ZM174 211H175V209H174ZM176 211H177V210H176ZM176 211H175V213H177ZM181 211H182V210H181ZM184 211H186V210H184ZM196 211H195V213H196ZM224 211H225V210H224ZM238 211H239V210H238ZM238 211H236V212L238 213ZM251 211L254 212L253 208L250 210V212H251ZM78 212H80V211H78ZM123 212H124V211H123ZM133 212H135V211H133ZM186 212H187V211H186ZM188 212H189V211H188ZM192 212H194V210H193ZM192 212H191V214H192ZM199 212H200V211H199ZM226 212H228V211H226ZM233 212H234V211H233ZM239 212H240V211H239ZM253 212H252V213H253ZM255 212H257V211H255ZM258 212H259V209H258ZM19 213H20V212H19ZM23 213H24V212H23ZM90 213H91V212H90ZM93 213H94V212H93ZM120 213H122V212H120ZM130 213L132 214V212H130ZM130 213H129V214H130ZM142 213H143V212H142ZM142 213H141V214H142ZM146 213H147V212H146ZM146 213H144V217L146 216V215H145ZM160 213H161V212H160ZM163 213H164V212H163ZM170 213H171V212H169L168 215H170ZM173 213H174V212H173ZM178 213H179V215H177L178 217H179L180 215L184 216V213H183V212H178ZM180 213H183V214H180ZM201 213H202V212H201ZM223 213H224V212H223ZM228 213H230V212H228ZM245 213H246V211H245ZM259 213H260V212H259ZM108 214H109V212H108ZM112 214H113V213H112ZM112 214H110V215H112ZM129 214L127 215V217L129 216ZM131 214H130V216L134 215V214H132V215H131ZM151 214H152V213H151ZM151 214H150V215H151ZM154 214H155V213H154ZM164 214H166V213H164ZM198 214H199V213H198ZM198 214H197V215H198ZM226 214H227V213H224V216H226ZM230 214H232V213H230ZM241 214H243V213H241ZM241 214H240L239 216H241ZM246 214H247V213H246ZM246 214H245V216H247ZM257 214H258V213H257ZM30 215H31V214H30ZM78 215H79V214H78ZM89 215H90V214H89ZM115 215H118V214H115ZM125 215H126V214H125ZM136 215H137V214H136ZM142 215H143V214H142ZM152 215H153V214H152ZM161 215H162V213H161ZM166 215H167V214H166ZM187 215H188V214H187ZM189 215H190V214H189ZM192 215H194V214H192ZM195 215H196V214H195ZM197 215H196V216H197ZM222 215H223V214H222ZM233 215H234V214H233ZM233 215H232V217H235V215H234V216H233ZM250 215H253V214L250 213ZM250 215H249V216H250ZM259 215H262L261 217L264 218V214H261V213H260ZM73 216H74V215H73ZM101 216H103V215H101ZM106 216H108V215H105V217H106ZM139 216H140V215H139ZM148 216H149V214H148ZM177 216H176V217H177ZM190 216H191V215H190ZM196 216H195V219H196ZM227 216L230 217V215H227ZM237 216H238V215H237ZM239 216H238V217H239ZM254 216H255V215H254ZM254 216H252V217H254ZM257 216H258V215H257ZM38 217H39V216H38ZM81 217H82V216H81ZM91 217H92V216H91ZM91 217H90V218H91ZM120 217H121V215H120ZM137 217H138V216H137ZM146 217H147V216H146ZM150 217H151V216H150ZM184 217H185V216H184ZM187 217H188V216H187ZM198 217H199V216H198ZM219 217H220V216H219ZM241 217H243V216H241ZM72 218H73V217H72ZM82 218L84 219V217H82ZM82 218H81V219H82ZM123 218H124V217H123ZM138 218H139V217H138ZM142 218H143V216H142ZM147 218H148V217H147ZM153 218H154V215H153ZM180 218H182V217H179V219H180ZM185 218H186V217H185ZM201 218H202V216H201ZM206 218H207V217H206ZM212 218H213V217H212ZM226 218H227V217H226ZM226 218H225V219H226ZM244 218H245V217H244ZM247 218H248V217H247ZM250 218H251V217H250ZM255 218H256V217H255ZM35 219H36V218H35ZM93 219H94V217L92 218V220H93ZM105 219H107V218H105ZM108 219H109V218H108ZM155 219H157V218H155ZM155 219H153V220H155ZM158 219H159V218H158ZM190 219H191V218H190ZM192 219H193V218H192ZM202 219H203V218H202ZM217 219H219V218H217ZM225 219H224V220H225ZM230 219H231V218H230ZM235 219L238 220V218H235ZM235 219H234V220H235ZM251 219H252V218H251ZM251 219H250V220H251ZM30 220H31V219H30ZM38 220H39V218H38ZM123 220H124V219H123ZM127 220H128V219H127ZM138 220H139V219H138ZM140 220H141V219H140ZM153 220H152V222H153ZM180 220H181V219H180ZM180 220H178V221H180ZM204 220H207V219H204ZM204 220H203V221H204ZM209 220H210V222H212L211 219H209ZM209 220H208V221H209ZM241 220H242V219H241ZM245 220H246V218H245ZM247 220H249V219H247ZM247 220H246V221H247ZM252 220H253V219H252ZM256 220H258V219L256 218ZM19 221H20V220H19ZM23 221L25 222V220H23ZM85 221H86V220H85ZM87 221H88V220H87ZM119 221H120V220H119ZM125 221H126V220H125ZM133 221H134V220H133ZM142 221H144V219H142ZM146 221H148V219H147ZM162 221H163V220H162ZM162 221H161V222H162ZM164 221H166V220H164ZM171 221H172V219H171ZM176 221H177V220H176ZM182 221H183V220H182ZM182 221H181V222H182ZM193 221H194V220H193ZM203 221H202V222H203ZM208 221H207V222H208ZM216 221H217V220H216ZM222 221H223V220H222ZM238 221H239V220H238ZM242 221H244V219H243ZM242 221H241V222H242ZM246 221H244V222H246ZM36 222H37V221H35V223H36ZM90 222H91V221H90ZM110 222H111V221H110ZM122 222H124V221H122ZM134 222H135V221H134ZM139 222H140V221H139ZM166 222H167V221H166ZM181 222H179V223H181ZM186 222H187V220H186ZM189 222H190V221H189ZM191 222H192V221H191ZM197 222H198V221H197ZM199 222H200V221H199ZM199 222H198V223H199ZM204 222H206V221H204ZM210 222H208V223H210ZM223 222H224V221H223ZM223 222H222V223H223ZM226 222H227V220H226ZM231 222H232V224H233L234 221L232 220ZM244 222H243V223H244ZM247 222L249 223L250 221H247ZM254 222H256V221L254 220ZM254 222H253V223H254ZM86 223H89V222H86ZM94 223H95V221H94ZM118 223H119V222H118ZM143 223H144V222H143ZM150 223H151V221H150ZM169 223H170V222H169ZM176 223H178V222H176ZM176 223H175V224H176ZM193 223H194V222H193ZM214 223H215V222L212 223L213 226H214ZM3 224H4V223H3ZM37 224H38V223H37ZM108 224H109V223H108ZM139 224H140V223H139ZM156 224H157V223H156ZM156 224H155V226H156ZM194 224H195V223H194ZM201 224H202V223H200V225H198V226H202ZM217 224H218V223H217ZM223 224L225 225V222H224ZM235 224H237L236 221H235ZM235 224H234V225H235ZM240 224H241V223H240ZM245 224H246V223H245ZM245 224H243V226H244ZM250 224H252V222H251ZM25 225H26V224H25ZM113 225H115V224H113ZM116 225H117V223H116ZM119 225L121 226V225H123V224H122V223H121V224L119 223ZM119 225H117V226L119 227ZM125 225H126V223H125ZM152 225H154V224H152ZM163 225H164V223H163ZM168 225H169V224H167V226H168ZM178 225H179V224H177V226H178ZM185 225H186V224H185ZM185 225H184V226H185ZM188 225H189V224H188ZM190 225H191V224H190ZM192 225H193V224H192ZM195 225H196V224H195ZM224 225H223V228H224ZM227 225H228V224H227ZM227 225H226V226H227ZM237 225H238V224H237ZM252 225H253V224H252ZM260 225H261V224H260ZM18 226H20V225H18ZM108 226H109V225H108ZM108 226H107V228H110V229H108V230H112V232H114V229H111V227H108ZM134 226H135V225H134ZM138 226H139V225H138ZM141 226H142V225H141ZM164 226H165V225H164ZM169 226H170V225H169ZM177 226H176V227H177ZM180 226H181V225H180ZM180 226H178V227H180ZM193 226H194V225H193ZM206 226H207V225H206ZM211 226H212V225H211ZM243 226H242V227H243ZM247 226H249V225H247ZM254 226H256V225H254ZM9 227H11V225H9ZM105 227H106V226H104V229H105ZM114 227H115V226H113V228H114ZM126 227H127V226H126ZM172 227H173V226H172ZM176 227L174 226L175 230L177 229ZM196 227H197V226H196ZM202 227H203V226H202ZM204 227H205V225H204ZM216 227H217V225H216ZM221 227H222V226H221ZM234 227H235V226H234ZM239 227L242 229L241 226H239ZM252 227H253V226H252ZM252 227H250V228H252ZM257 227L259 228V226H257ZM257 227H253V228H257ZM119 228H120V227H119ZM130 228H131V226H130ZM132 228H133V226H132ZM138 228H139V227H138ZM145 228H147V226H145ZM157 228H158V227H157ZM187 228H188V227H187ZM187 228H186V229H187ZM191 228H192V227H191ZM191 228H189V229L191 230ZM193 228H195V227H193ZM199 228H201V227H199ZM213 228H214V227H213ZM213 228H211V229H213ZM217 228H218V227H217ZM217 228H215V229H217ZM219 228H220V227H219ZM219 228H218V230H219ZM227 228H228V227H227ZM235 228H236V227H235ZM244 228H245V226H244ZM244 228H243V229H244ZM253 228H252V229H249V228L246 227V229H249V230H250L249 232H251V230H253ZM57 229H59V228H57ZM70 229H71V228H70ZM73 229H74V227H73ZM93 229H94V228H93ZM104 229H103V230H104ZM125 229H127V228H125ZM125 229H124V231H125ZM197 229H198V228H197ZM201 229H202V228H201ZM203 229H204V228H203ZM203 229H202V230H203ZM220 229H221V228H220ZM224 229H225V228H224ZM236 229H237V228H236ZM259 229H260V228H259ZM259 229H258V230H259ZM1 230H2V229H1ZM17 230H18V229H17ZM38 230H39V229H38ZM128 230H129V229H128ZM142 230H143V229H142ZM149 230H150V229H149ZM154 230H155V229H154ZM168 230H169V229H168ZM168 230L166 231V229H165V233L168 232ZM181 230H182V229H181ZM190 230H189V232H190ZM195 230H196V229H195ZM195 230H194V231H195ZM254 230H255V229H254ZM258 230L256 229V232H257ZM261 230H262V229H261ZM39 231H40V230H39ZM39 231H38V232H39ZM44 231H45V230H44ZM58 231H60V230H58ZM105 231H107V230H105ZM130 231H131V230H130ZM156 231L159 233L160 229H159V231H158V230H156ZM182 231H183V233H184V231H187V232H188V229L185 230V228H184ZM229 231H230V230H229ZM234 231H235V230H234ZM25 232H26V231H25ZM103 232H104V231H103ZM107 232H108V231H107ZM110 232H111V231H110ZM127 232H128V231H127ZM153 232H154V231H153ZM170 232H171V231H169V234H170ZM191 232H193V230H191ZM191 232H190V233H191ZM196 232L199 233L200 230H199V231L196 230ZM201 232H203V231H201ZM213 232H214V231H213ZM217 232H218V231H217ZM236 232H238V229H237ZM236 232H234V233H236ZM240 232H241V231H240ZM256 232H255V233H256ZM259 232H260V230H259ZM259 232H258V233H259ZM261 232H264V231H261ZM261 232H260V234H262ZM128 233H129V232H128ZM128 233H127V234H128ZM163 233H164V232H163ZM165 233H164V234H165ZM174 233H175V232H174ZM181 233H182V232H181ZM204 233H205V232H204ZM206 233H207V232H206ZM214 233H215V232H214ZM221 233H222V232H221ZM227 233H228V231H227ZM231 233H232V232H231ZM241 233H242V232H241ZM244 233H245V232H244ZM251 233H252V232H251ZM105 234H106V233H105ZM108 234H109V233H108ZM129 234H130V233H129ZM153 234H154V233H153ZM175 234H176V233H175ZM192 234H193V233H191V235H190L191 237H192ZM219 234H220V231H219ZM229 234H230V233H229ZM236 234H238V233H236ZM236 234H234V235H236ZM253 234H254V232H253ZM10 235H11V234H10ZM62 235H63V233H62ZM112 235H113V233H112ZM131 235H132V234H131ZM138 235H139V234H138ZM138 235H136V236H138ZM188 235H189V233H188ZM193 235H194V234H193ZM207 235H209V234H207ZM213 235H214V234H211L212 238H213ZM222 235H223V234H222ZM222 235H218V236H222ZM232 235H233V234H232ZM232 235H231V236H232ZM245 235H246V234H245ZM16 236H17V235H16ZM54 236H55V235H54ZM64 236H65V234H64ZM67 236H68V235H67ZM113 236H114V235H113ZM125 236H126V235H125ZM136 236H135V237H136ZM149 236H151V235H149ZM152 236H153V235H152ZM177 236H178V235H177ZM180 236H181V235H180ZM184 236H185V235H184ZM184 236H183V234H182V237H184ZM202 236H203V235H202ZM205 236H206V235H205ZM209 236H210V235H209ZM224 236H225V235H224ZM228 236H229V235H228ZM231 236H229L228 238L230 239ZM239 236H240V233H239ZM242 236H243V235H241V237H242ZM250 236H251V234H250ZM49 237H50V236H49ZM89 237H90V236H89ZM121 237H122V236H121ZM121 237H120V238H121ZM129 237H130V236H129ZM154 237H155V236H154ZM162 237H163V236H162ZM182 237H181V238H182ZM188 237H189V236H188ZM225 237H227V235H226ZM241 237H239V238L236 237V238H237V239H240V241H242L244 244H246L247 241H246V243H245L244 240H241ZM259 237H260V235H259ZM259 237H257L256 239H258ZM35 238H36V237H35ZM37 238H38V237H37ZM83 238H84V237H83ZM110 238H112L111 235H110L109 239H110ZM127 238H128V237H127ZM157 238H158V237H157ZM166 238H167V237H166ZM181 238H180V239H181ZM193 238H194V237H193ZM198 238H200V237H198ZM198 238H194V239H196V241H195L194 239H193V240H194L195 242H197V239H198ZM207 238H209V237H207ZM212 238H211V240H212ZM217 238H218V237H217ZM222 238H223V237H222ZM232 238H233V237H232ZM244 238H245V237H243L242 239H244ZM251 238H252V237H251ZM251 238H250V239H251ZM253 238H254V237H253ZM253 238H252V239H253ZM260 238H261V241H262V238H264V237H260ZM18 239H20V238H18ZM21 239H22V238H21ZM44 239H45V238H44ZM46 239H47V238H46ZM116 239H117V236H116ZM132 239H133V238H132ZM150 239H151V238H150ZM158 239H159V238H158ZM200 239H202V238H200ZM203 239H205V238H203ZM214 239H216V238L214 237ZM224 239H226V238H224ZM224 239H221V240H224ZM4 240H5V239H4ZM61 240H62V239H61ZM122 240H123V239H122ZM133 240H134V239H133ZM154 240L156 241V239H154ZM182 240H183V239H182ZM186 240H187V239H186ZM190 240H191V238H190ZM193 240H191V244H192V241H193ZM206 240H207V239H206ZM219 240H220V239H219ZM221 240H220V241H221ZM35 241H36V240H35ZM110 241H111V239H110ZM112 241H114V239H112ZM157 241H159V240H157ZM175 241H176V239H175ZM233 241H235V243H236V240L233 239ZM253 241H254V240H253ZM255 241H256V240H255ZM9 242H10V241H9ZM14 242H15V240H14ZM121 242H122V241H121ZM135 242H136V241H135ZM161 242H162V241H161ZM181 242H182V241H181ZM184 242H185V241L183 240V243H184ZM186 242H188V241H186ZM200 242H202V241H200ZM203 242H204V241H203ZM206 242L208 243L209 241H206ZM206 242H205V243H206ZM212 242H215V240L212 241ZM216 242H217V240H216ZM249 242H250V241H249ZM251 242H252V241H251ZM251 242H250V243H251ZM258 242H260V241H258ZM110 243H111V242H110ZM114 243H117V242H114ZM123 243H124V242H123ZM123 243H122V244H123ZM129 243H131V242H129ZM132 243H134V241H133ZM140 243H141V242H140ZM177 243H178V242H177ZM188 243H189V242H188ZM193 243H194V242H193ZM197 243H198V242H197ZM205 243H204V244H205ZM224 243H225V241L222 243V245H224ZM226 243H227V242H226ZM230 243H231V242H230ZM135 244H136V243H135ZM165 244H166V243H165ZM178 244H179V243H178ZM200 244H201V243H200ZM200 244H199V245H200ZM202 244H203V243H202ZM209 244H210V243H208L207 245H209ZM213 244H214V243H212V245H213ZM227 244H228V243H227ZM241 244H242V243H241ZM255 244H256V243H255ZM255 244H254L252 247H255V246H256ZM16 245L18 246V244H16ZM45 245H46V244H45ZM112 245H113V244H112ZM128 245H130V244H128ZM161 245H162V243H161ZM175 245H177L176 242H175ZM181 245H183V244L181 243ZM192 245H195V244H192ZM216 245H219V248H220V244H216ZM228 245H229V244H228ZM228 245H227V246H228ZM231 245H232V244H231ZM233 245H235V244H233ZM236 245L238 246L237 243H236ZM236 245H235V246H236ZM247 245H249V244H247ZM259 245H261V244H259ZM262 245H264V244H262ZM1 246H2V245H1ZM76 246H77V245H76ZM131 246H133V245L131 244ZM168 246H169V245H168ZM190 246H191V245H190ZM195 246H196V245H195ZM205 246H206V244H205ZM229 246H230V245H229ZM237 246H236V247H237ZM241 246H242V245H241ZM250 246H251V245H250ZM257 246H258V245H257ZM56 247H57V246H56ZM141 247H142V246H141ZM164 247H165V246H164ZM183 247H185V246H183ZM210 247H211V246H209V248H210ZM231 247H232V246H230V248H231ZM238 247H239V246H238ZM36 248H37V247H36ZM148 248H149V247H148ZM175 248L177 249V246H175ZM178 248H180V247L178 246ZM185 248H186V247H185ZM188 248H189V247H188ZM206 248H207V246H206ZM206 248H205V249H206ZM225 248H226V247H225ZM225 248H224V249H225ZM243 248H245V246H243ZM2 249H3V247H2ZM2 249H1V251H3ZM7 249H9V248H7ZM154 249H155V248H154ZM160 249H162V248H160ZM170 249H171V248H170ZM176 249H175V251H178V250H176ZM181 249H182V248H181ZM186 249H187V248H186ZM191 249H192V248H191ZM193 249H194V248H193ZM196 249H197V248H196ZM198 249H199V247H198ZM203 249H204V248H203ZM241 249H242V248H241ZM245 249H246V250H247V249L249 250L248 247L245 248ZM245 249L243 250V253H244ZM251 249H252V248H251ZM256 249H257V248H256ZM258 249H259V247H258ZM258 249H257V251H258ZM261 249H262V248H261ZM261 249H260V250H261ZM22 250H23V249H22ZM113 250H114V249H113ZM120 250H121V249H120ZM120 250H119V251H120ZM130 250H131V248H130ZM145 250H146V249H145ZM149 250H150V249H149ZM151 250H152V249H151ZM162 250H163V249H162ZM164 250H165V248H164ZM168 250H169V247H168ZM182 250H185V249L183 248ZM189 250H190V248H189ZM207 250H208V249H207ZM210 250H211V249H210ZM213 250H214V249H213ZM221 250H222V248H221ZM236 250H237V249H236ZM248 250L246 251V253L248 252ZM38 251H39V249H38ZM119 251H118V252H119ZM126 251H127V250H126ZM152 251H153V250H152ZM156 251H157V250H156ZM170 251H171V250H170ZM173 251H174V250H173ZM191 251H192V250H191ZM191 251H190V252H191ZM197 251H198V250H197ZM199 251H200V250H199ZM204 251H205V250H204ZM208 251H209V250H208ZM211 251H212V250H211ZM224 251H225V250H224ZM238 251H239V249H238ZM18 252H19V251H18ZM20 252H21V251H20ZM153 252H154V251H153ZM193 252H194V251H193ZM195 252H196V251H195ZM195 252H194V253H195ZM233 252H234V251H233ZM235 252H237V251H235ZM252 252H253V251H252ZM255 252H256V250L254 251V253H255ZM28 253H29V252H28ZM32 253H33V252H32ZM40 253L42 254V252H40ZM174 253H175V252H174ZM177 253H178V252H177ZM185 253H186V252H185ZM185 253H183V254L185 255ZM191 253H192V252H191ZM198 253H199V252H198ZM200 253H201V252H200ZM200 253H199V255H200ZM204 253H205V252H204ZM209 253H210V252H209ZM224 253H228V251H227V252L225 251ZM239 253H240V252H239ZM239 253H237V254H239ZM241 253H242V252H241ZM257 253H258V252H257ZM24 254H25V253H24ZM111 254H112V253H111ZM140 254H141V253H140ZM147 254H148V253H147ZM196 254H197V252H196ZM201 254H202V253H201ZM207 254H208V253H207ZM207 254H206V255H207ZM220 254H221V253H220ZM260 254H261V252H260ZM6 255H7V254H6ZM25 255H26V254H25ZM46 255H47V254H46ZM97 255H98V254H97ZM100 255H102V254H100ZM117 255H118V254H117ZM119 255H121V254H119ZM165 255H166V254H165ZM189 255L191 256V254H189ZM208 255H209V254H208ZM208 255H207V256H208ZM223 255H224V254H223ZM223 255H222V256H223ZM227 255H228V254H227ZM232 255H233V254H232ZM232 255H230V256H232ZM235 255H236V254H235ZM243 255H244V254H243ZM247 255H248V254H247ZM251 255H253V253H251ZM256 255L258 256V254H255V256H256ZM10 256H11V255H10ZM15 256H16V255H15ZM19 256H20V255H19ZM21 256H23V255H21ZM83 256H84V255H83ZM103 256H104V255H103ZM143 256H144V255H143ZM154 256H155V255H154ZM156 256H158V255H156ZM156 256H155V257H156ZM174 256H175V255H174ZM193 256H194V255H193ZM193 256H191V257H193ZM203 256H205V254H203ZM212 256H213V255H212ZM212 256H211V257H212ZM218 256H219V255H218ZM218 256H217V257H218ZM233 256H234V255H233ZM257 256H256V257H257ZM261 256H264V255L261 254L260 257H261ZM5 257H6V256H5ZM23 257H24V256H23ZM119 257H120V256H119ZM133 257H134V256H133ZM176 257H177V256H176ZM197 257H198V256H197ZM215 257H216V255H215ZM225 257H227L226 254H225ZM236 257H237V256H236ZM240 257L243 258L242 255H241ZM252 257H254V256H252ZM258 257H259V256H258ZM260 257H259V259H261ZM12 258H13V257H12ZM97 258H98V257H97ZM101 258H102V257H101ZM110 258H111V257H110ZM156 258H157V257H156ZM200 258H201V256H200ZM209 258H210V255H209ZM220 258H221V256H220ZM223 258H224V256H223ZM233 258H234V257H233ZM233 258H232V259H233ZM245 258H246V257H245ZM2 259H3V258H2ZM98 259H99V258H98ZM108 259H109V258H108ZM193 259H194V258H193ZM197 259H198V258H197ZM206 259H208V257H207ZM214 259H215V258H214ZM217 259H218V258H217ZM228 259H230V258H228ZM255 259H256V258H255ZM262 259H264V258H262ZM43 260H44V259H43ZM131 260H132V259H131ZM158 260H159V259H158ZM189 260H190V259H189ZM199 260H200V259H199ZM204 260H205V258H204ZM215 260H216V259H215ZM219 260H220V259H219ZM221 260H222V258H221ZM223 260H224V259H223ZM226 260H227V259L224 260V263L226 262ZM233 260H234V259H233ZM244 260H246V259H243V262H244ZM247 260H248V256H247ZM256 260H258V259H256ZM2 261H4V260H2ZM45 261H46V260H45ZM101 261H102V259H101ZM106 261H107V260H106ZM128 261H129V260H128ZM140 261H141V260H140ZM172 261H173V260H172ZM178 261H179V260H178ZM190 261H191V260H190ZM192 261H193V260H192ZM192 261H191V262H192ZM195 261H196V260H195ZM234 261H235V260H234ZM248 261H249V260H248ZM260 261H262V260H260ZM49 262H50V260H49ZM49 262L46 261V263L43 262L42 264H48ZM161 262H162V260H161ZM193 262H194V261H193ZM202 262H205V261H203V258H202ZM211 262H212V259H211ZM230 262H231V259H230L229 263H230ZM239 262H240V261H239ZM239 262H238V263H239ZM241 262H242V261H241ZM241 262H240V263H241ZM253 262H254V261H253ZM256 262H259V261H256ZM106 263H107V262H106ZM129 263H131V262H129ZM183 263H184V262H183ZM198 263H199V262H198ZM226 263L229 264L228 262H226ZM232 263H233V261H232ZM246 263H247V262H246ZM27 264H28V263H27ZM99 264H100V263H99ZM155 264H156V263H155ZM157 264H159V263H157ZM163 264H164V263H163ZM172 264H173V263H172ZM176 264H177V263H176ZM192 264H193V263H192ZM199 264H202V263H199ZM203 264H204V263H203ZM206 264H209L208 261H206ZM212 264H213V263H212ZM215 264H218V263L215 262ZM220 264H223V263H220ZM233 264H235V263H233ZM236 264H237V263H236ZM241 264H242V263H241ZM247 264H250V262L247 263ZM255 264H259V263H255Z\"/></svg>", "mask_w": 264, "mask_h": 264}]
</instances>
